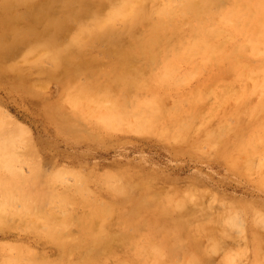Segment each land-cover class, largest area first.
<instances>
[{"label": "rangeland", "instance_id": "1", "mask_svg": "<svg viewBox=\"0 0 264 264\" xmlns=\"http://www.w3.org/2000/svg\"><path fill=\"white\" fill-rule=\"evenodd\" d=\"M2 1H5V0H0V15H1L0 16V18H1L0 19V21H1L0 22V41L1 42H2V40H1L2 37L3 36H6L7 31H12L13 32L14 29L12 28L13 30L12 29L10 30L9 28H11V26L14 27L16 25L15 23L18 21V18H15L17 20L14 21V19H13L14 17H12L15 14L10 15V13H9V5L11 3L14 4V0H10L11 3L8 4L7 6H6L5 3H3V5H2ZM23 1H24V3H23V5H24L25 4V0H23ZM23 1L16 0L15 1L16 2L15 3L16 5L15 4H14V6H11L10 5L11 6L10 9L13 10V12H11V14L14 13L15 11H18V12L23 11L24 8H26L25 5H28V1H30V0H28L26 2L27 4H25L24 6L21 4ZM35 1L36 2L33 3L34 4L33 7L35 6V4L37 6L39 4L38 7L42 6L40 4V0H39V3H38V0H35ZM55 1H57V0H54L53 3L56 4V5H53L52 4V0H42V2H46V3H43V6L45 5V7H42L44 9L43 14L45 13L43 15L44 17L46 15L48 17V14H51V15H54V14L56 15L57 13L59 14V12L54 13V11H57V10L59 11V10H62L64 8L63 5H62V0H59L57 3H55ZM150 1L152 2V4H151ZM150 1L149 0L146 1L148 7H150V6L151 7H155L156 5L159 6V4L161 5L164 2L163 0H150ZM161 1H163V2H161ZM7 2L9 3V1H7ZM32 2H34V1L31 0L30 3L32 4ZM156 2H157V4H155V6H152L153 3H156ZM48 3H49V5H48ZM60 3H61L62 6H60ZM88 3H90V1ZM28 6H30V5H28ZM106 6H108L106 2L104 4H102V11L104 13H105L104 10L106 8H108ZM12 7H14L16 10H14V8H12ZM30 7H32V6H30ZM60 7H61V9H60ZM103 7L105 8L104 10H103ZM42 8L40 7L41 10H43ZM29 9H30L29 11L32 10V12L26 11V12H28V15H27L28 18H26L25 20H29L30 23H31V25L34 26L33 24H35V23L33 21L37 18L36 16H38V18L40 16V18H41L42 17V13L40 12V10L38 8L37 9L39 11H36L37 9L35 7L33 9H31V8H29ZM34 9H36L35 11L37 13L39 12L40 15L33 14L34 13V11H33ZM46 9H48L47 10L48 12L45 11ZM26 10H28V8ZM69 11H70V9H69ZM6 15H9V16L6 17ZM32 15H34L36 18L34 17L35 18L34 19ZM2 16H5V18H3ZM29 16H31V17H29ZM44 17H42V19H44ZM10 18L13 21H11ZM42 19H38V22H39V20L41 21L40 23L36 22V20H35V22L37 23V25L38 24H41L43 26L40 25L41 27L38 26L36 28L34 26V28H32L33 30L31 31V33L35 32L36 34L38 33L37 35H39L38 30L40 28L41 29L40 30V32H41L40 34H41V36L44 37L43 39L46 38L44 35L49 36V34H51L52 32L53 33L55 32V34L58 33L57 34V37H58V35L61 34L62 36H60V37H62V39H60V37H58V39H59V41L62 40V41H60L62 43H59V41L56 39V35H54L55 36V41L52 42V44H55V46L58 45L57 48H59V49H61V45L63 43L65 44V42H68L69 41L67 39L64 41V39L69 36L70 38L69 37L68 38L71 39L72 44L74 45V47H73L72 44H70L71 43V41H70V43L68 42L69 44L67 43L68 46L70 45V47H67V48H71L72 47L71 52H76L78 50V52H76L77 54H79V52H81V51H79V48L80 47L78 48V46H75V45H77V43L76 44L73 43V40H72L73 37L70 36L71 34H73L72 32L75 33L77 31L75 29L77 25L74 22H72V23L67 22L68 23V26L67 27L65 26V28H64V30L66 29V31L64 32L62 30L63 28L60 27L59 30H62V32L61 31L58 32L55 26H54L55 28L53 27L54 30L52 29V25H51V29L48 30L50 28V26H49L50 24L47 25V22L46 21H44V22L46 23L47 27H49V28L43 29V28H45L46 25H45V23L42 22ZM46 20H47V18H46ZM12 22H13V24L11 25L10 23H12ZM117 23L120 26V27L119 26H117V27H119L118 28L119 31H120V28H121V32L116 31L117 27H115L116 28V29H114L115 32L114 31L113 32L115 34H116V32H117V34H120L121 33V36L119 35L120 38H121L120 40H115L114 39V37H116L117 34L116 35L115 34L114 35L112 34V37L108 38L109 40L108 39L105 40V38H100V39H104V41L101 40L99 44H98V42H96V45H94L95 47L94 46L89 47V49L86 50L87 52L83 49L86 53L84 52L85 55H84V53L83 54L80 53V54H82V56L80 55L81 56L80 58L84 57V59L83 58L82 59H79V60L67 59L64 62H62V64H60V66L58 65L57 67L54 66L55 64L52 61H50L49 59H48L49 62L47 60H44V58L42 60H39L40 57H41V55H42L41 54V51L42 52H45L44 45H41L42 43L41 44L39 43L42 40V39H40L41 37L39 38V40L37 38L35 39V37L37 35L34 36V34H33L34 38L32 36H30V37H32L34 40L33 39L31 40V38L28 37L29 36V33H28L26 35L27 37L24 38L23 41L22 40L19 41L21 35L19 36V38L17 36L18 40L15 41L14 38L16 37L15 34H17V33H15L16 31L14 33H12V34L10 32L9 35H7L6 37H3L5 39H3L4 40L3 43L0 44L1 48H2V46H4V44L7 43L6 39L10 43L14 39L15 43L16 42L17 43L19 42L18 43L19 45L16 43L17 45L15 44L13 46L14 41H13V43H11L12 45L8 42L7 44H10V45H7L6 44L5 45L6 50H4V47H3V49H2L3 50L2 51L3 53L0 52V53H2L0 55V107H1L0 108V114H1V111L2 110L4 112L6 111L5 114L2 113L0 115V126L3 127L5 125H7V127L5 126L6 128L3 127L7 131L5 133L4 138H3V136H2V139L0 138L1 139V142L0 143L1 144H2V142L9 143L11 140H12L11 141L12 143L13 142H16V141L20 143V144L18 143L19 144V147H17L18 146L17 142L16 143H13V144H16V149L20 153H18L17 151L15 152V150H16L15 147L13 148V150H11L12 149V145H11V148H9L10 149V153H13L14 152L15 155L18 153L16 155V157L18 156V158H16L14 160V162H16L17 160L19 161V158L21 156H23V152H24V155L28 154L29 152L32 155V152L34 150L37 151L38 156H36V158L37 157L40 158V159H37V161L40 160L39 163L37 164V165H39V166H37V170L34 167H32V165H31V164L34 165L36 163H33L32 160H34L33 159L34 156L32 157L31 155H29L30 154L29 153L26 156H30V157H25L24 156V158L27 159V160L25 159L27 162H30L31 161L30 163L25 164V160H23L24 158L21 157L20 158V161L23 160L22 163L19 162L18 164H16L17 166L18 165L19 166L22 165L21 168L19 166H18L19 168H17L19 170L20 169L21 170L23 169L22 172H20V171L19 172L21 174H24L23 176L27 177V179H28L29 176H30V178L34 176L33 174H35V172H34V170H32L34 168L35 171H38V173L36 172L37 174H36V176H34L33 182L35 181L37 183V181L38 180H41V179H42L41 183L43 181H45L44 184L42 183L40 185L42 186V188L44 187L45 189H47L49 187V189L51 190V191L49 190V193L52 192L54 190V188H55V190L53 191V193L54 192H57V194H60L59 192L61 191V189L64 190L63 188L65 187V190H64V192H62V194L67 193V195L69 194L71 197L73 196L74 199H77V200H76V202H73V204L69 203V205L67 206L68 207L67 210L69 212V215L71 216V214H72V216H71V219L72 220L64 228V232H63L64 237H62V239H61L62 242H61L60 239H59V241H57L58 239L52 238L49 235L47 236V232L44 229V228H47V227H46L45 222L42 221L43 219L32 220L31 216L28 213L26 214V211L24 209L22 210V208H24V207L21 206L22 204H21L20 201L18 203L20 204L21 210L19 209L20 207L18 208V205L19 204H17V202L15 203V206H13L14 205L13 204L10 207H6L7 209L4 208L5 213L6 212L7 213H6V216H4L3 219H0V255L2 257H5V258H6V256L9 257V258H13L14 256H11V255L18 249V246L17 245H19L20 246L19 247L20 250H17L18 251L17 252L18 254L19 253L21 254L22 253L21 250L22 249H25V248L26 249L25 250H22V251H24L26 254L29 251L30 252L31 251L35 252V250H37L36 251L37 253L35 252L36 254L32 252L33 253V256L31 255L30 252L27 255L24 252L21 254V255L26 256L25 259H24L25 263L28 262V261H30V262H28V264L29 263H31V264H38V263H35V262L38 261L39 259L37 260V258H40V257L43 258V259L46 258L47 260L45 259V261H44L43 259L40 258L39 264H40L41 261H44V262H41V264L47 263L46 261H48L50 259H52V261L55 260L56 263L59 260L58 263H60V264H70V263L72 264L75 260H76L75 262L80 261L81 264H82L83 260H86V258L89 259L90 256H91L90 257V261L91 260H93V261L90 262L88 260V263L89 264H97L99 262L101 264H106V263L107 264H112V263H115L114 262L115 259L117 261L116 264L118 263V261H119V264L120 263L122 264L123 262H124V264H126V263H129V264H147V263L148 264H166V263L172 264V262H173V264H174V262H175V264H180L182 262L181 260H183V258H182L183 251L189 252L188 250H190V254L187 253L190 256L189 255H186L187 257L185 256L186 257L185 259H186L187 263H185L186 261L183 260V263L184 264H191L190 261L193 260V258H191V256L194 257L193 254H196V257H194V260H196L197 259V256H199L197 260H199V258L202 259L203 260V264H206V262H204V261H207L208 264H236L235 261L238 262V264H253V263L254 264H257L258 260L259 261L261 260L262 264H264V226L261 225L263 223V221H264V217H263L264 216L263 215L264 214V176H262V174L264 173V166L262 167V165H264L263 164L264 154H261V153H264V152H262L264 150L261 151V148H264V147H261L263 144L261 146H259V147H261L260 149H257V148H259V147H257L256 148L257 151H253V155L249 152V156H248L249 158H245L244 157L245 155L243 154L244 151L243 152L241 151L242 152L241 154H243V155H241L242 157L240 156L241 157L240 159L238 157L240 155L239 154L240 151H237L235 149L236 147H234L235 146L234 144L236 143V141L238 140V138L240 136L244 135L243 133H245L246 132V129L248 128V126L246 127L245 124L248 125L247 123H249V121L251 120L245 114H243V115H245V118L246 119L248 118L249 121L248 120L242 121L243 120L242 119L243 118L242 112L245 110L242 104H244V106H245L246 103H247L248 104L247 107L248 106H251V105H249V104H251L250 102L254 103L256 99H259V96H258L259 94L257 95V93H255V94L251 95L252 97L250 96V100H246L244 103L239 104L238 106L241 105L240 107H237L236 106L237 108H239V110L242 109L241 107H243V111L240 110V114H239L240 115L239 117L241 119L239 117H237V115H235V114H232V115L230 114V116L227 114L228 115L227 117H229V119H228L226 117V112L227 111L222 113L221 110H223L224 108H226V110L228 109L227 106H225L226 104L228 105V107H229V104L235 107V103L232 102V101H230L229 103L228 102H225V103L222 102L223 103L222 104L220 102V104H222V107H220L221 110L217 109L220 106L219 104H215L214 105V103L220 101L218 99L219 97H217L216 95L220 91H222V88L223 87H221V85L223 86V84H224L223 82L225 81L224 79L226 77L225 75L228 74V72H229L228 75H230L231 78L229 76H227L226 79L229 77L228 80L234 81L233 80L234 78L232 77L233 75L231 74L232 72H230L229 68H228V70H226V67L229 66L228 62H224L221 65V67L218 66V69H219L218 70V69H216L217 68V65H215V61L213 63L211 62L210 64H208V66H206L207 63H204L203 60H200V62L198 61V64H197L196 63L197 62L196 60H198L199 58H197L195 61L193 60V63H192V61L189 62V60L187 61L188 63H186L184 60H182L183 62L180 61V60H178V62H176L177 59H176L175 55L174 56H172V55H169L168 56V53L165 51L167 53V56L168 57H166L165 61H163V60H162V62H161V60L158 61L161 64L157 63L158 64V65L156 64L157 67L154 64V67L155 68L152 66V64L149 67L147 65L148 63H146L145 60L143 61V63H142V61H139V63L140 64H143L144 69H147L149 67L148 70H147V72L145 74H143V75H144L145 79L149 77L148 80H150V79H153L152 78L153 77V74L155 75L157 72H159V74H161L162 68L163 67L165 68V64H166L165 62L167 61L168 58H169L168 61L170 59H171L170 61H173L174 59H176V60H174L175 62H172V67H173V65H176L177 64L176 65V71H174V73H175L174 78L172 76L174 73L171 74V77L173 79L170 78L171 79L170 81H172L173 83L172 82H167V81H169V79H166L167 81L166 80L164 81V79H162V80H159V82L154 80L155 82L153 84V88L152 89L148 88L147 90L145 89L146 90L145 92H146V94L148 93L147 95L149 97H146V95H144L145 93H144L143 89H141L139 92L137 91V95L139 96L140 93L141 94L143 93L142 95L144 97H140L139 96L140 99H141V101H144L145 98H147V99L151 98L153 100L156 96H159L160 95V99L161 98H164V100H165V102H163V104L165 103V106H162L163 104H161L162 102L160 101L159 102V106H161V107L159 108V106H158L159 110H158V108L155 110L156 114L159 116L160 109L162 107H167L166 110H170L168 108H171V110L168 113H170V114L172 113V115L169 116L168 113H165V119H162L164 117V115H163L164 114V111L166 112V110H162L161 111V115H160V116H162L161 119L159 118L160 117L159 116V117H157V118H155L153 120H151V118H149L150 119L149 120V119H146L144 117V115H142V118L145 120L144 121L142 118H140L141 114H139V112L137 114V111H136L137 109L136 110L133 109L135 113L133 112V114H129L128 117L129 118H133V119L135 118L137 120L142 119V121H144L145 123H143V122H141V123H143L145 125H142L140 123L141 124V126H140V124L138 122L137 123L139 125L138 124H135L136 123L135 122V119H134V122H135L134 123V122H131L132 121L131 119L128 120V117H125L122 120L117 121L118 123L117 122L114 123L113 127L116 126L115 129L112 128V127L110 128V126H112V124L110 126H108V125L106 126L105 122L98 115H97L98 117L97 116L96 117H93L95 115H90V114H88V116H87V114L85 113L84 110H83L84 111L83 112L82 110H78V108L76 109L75 108L76 106L70 101L71 100V97H67L68 93H66V94L64 93L63 94V92H64V88L66 86V83L73 82V81H74L73 83H75V81H78L76 83H79L80 80L82 81L84 79L83 81H85L87 79L94 78L95 76L100 75V72L102 70L104 71V69H106L107 66L113 64L115 61H119L117 59V57H116L117 54L116 55L113 54V53H116V49H117L118 52L121 51L120 48L122 47V44H125L127 46V44L130 43V39L132 40L133 37L137 36L138 34H142L141 32L144 31L143 30L144 29V25H142V24H136V26L139 25V27L138 26L137 27L135 26V28L133 27L134 28L133 31H134V33H136V30H139V31H137L138 34L135 35L132 32V34L135 35V36L132 35L131 37H129L127 34H123L125 31H123V28H122L123 27V24H122V22L121 21H117L116 24ZM17 24H18V22H17ZM186 24H187V22L184 23V25H185V26L183 25L184 27L183 26L181 27L182 28L181 31H182V34L184 36L186 35L185 36L186 37L185 39H187V41H188L190 36H187V35H189V32H190V25H186ZM9 25H10V27H8ZM18 25L20 26V28H23V27H21L22 25H20V24H18ZM18 25H16V26H18ZM139 28H141V29H139ZM36 29H38V30H36ZM42 29H43V31L46 30V32H43ZM73 29H75V30H73ZM51 30H53V31L51 32ZM141 30H143V31H141ZM4 31H6V32H4ZM49 31H50V33H49ZM183 31H186V32H183ZM10 35H12V36H10ZM73 36H75V34H73ZM122 36L123 37H126L125 38L126 42L123 40V37ZM173 37H175V36H173ZM29 38H30V42H29ZM112 38L115 40L114 43H116V44H114V45H116V46H117V43L120 44L121 41L122 42L124 41L123 43H121V46L119 47V49L117 47H115V46L112 45V43H113L112 42V40H113ZM25 39H27L28 41L26 40V42H25ZM35 40H38V41H36V42H38V45L37 46H36V43L34 42ZM240 40H241V38H237L235 41L233 40L232 43L231 44L229 43V44L230 45H232L234 43L236 44V42H238V41L240 42ZM56 41H58L57 44H56ZM102 41H103V43H105V45H106V42L107 41L108 42L110 41L109 42L110 44L107 43L108 45H106V46L108 47V50L111 51V52H109L111 54H108L107 53L108 52L107 49H105V51L103 50V48L105 46L102 43ZM21 42H23V43H21ZM27 42L29 44H31L32 46H34L33 44L35 43V47L34 48H37L40 45H41V47L43 46L44 48L39 47L40 49H37V51H36L37 53H36L35 52V49L34 48H31L32 47L31 45L28 46V43ZM172 43H176V38H171V44H170V47L168 49L169 51H171L170 48L172 49V51L170 52V54H172V53L174 54V52H173V48L174 47L172 46L173 45ZM229 44L227 42H224V45L225 46L226 45L227 46H230ZM55 46H53V47H55ZM101 46H104V47H101ZM126 46L123 45L122 48H124ZM76 47H77V49H74ZM1 48H0V50H1ZM27 48H29V49H27ZM26 49H27V51H26ZM113 49H115V50H113ZM65 50L63 52H65ZM73 50H75V51H73ZM106 50H107V52H106ZM33 51L35 53H32ZM113 51H115V52H113ZM23 52L27 53V54L24 53L25 54V57H24L25 60L22 59L23 56H24L23 55ZM29 52H30V54H33V55H30L29 54L30 55L29 56L28 55ZM87 54L89 56H87ZM91 54H92V56H93V54H96L95 56H97V55H99V56L92 58L90 56ZM119 54H121V52H119ZM17 56H18V58H17ZM19 56H22V57L19 58ZM36 56L39 57V58H37ZM86 56H87V58L89 57L90 59L85 58ZM32 57H36V58L33 59ZM255 58H257V57H255ZM255 58L252 57L251 58V61L254 62V63H258L259 62V59L255 60ZM26 59L28 61H29V59L31 60L29 62L27 61L28 63L26 62L29 65V68H31L30 69L31 71H28L29 68L28 69H24L27 66V64L24 65V62L26 61ZM92 59L95 60V61H92ZM18 60H19V62L21 61L20 63L23 64L22 66H20V63L18 62ZM201 61H202V65H199V63L201 64ZM211 61H213V60H211ZM35 62H43V64H41V66L39 67L40 64H37ZM92 62H94V63H92ZM13 63H15V64H13ZM31 64H32V66H31ZM76 64H77V66H76ZM193 64L196 66V68H199V66H201V69L202 70L206 66V68L204 69L205 71L203 70V73L201 72V74L199 75V72L201 71V69L199 68L200 71H196L198 69H196ZM90 65L91 66L93 65V66L91 67ZM99 65H100V68H99ZM145 65H147L148 67L146 66V68H145ZM7 66H8V68H7ZM18 66L23 67V68H21V69L19 68V70H18V68H17ZM73 66H74V68H73ZM211 66H212V68L210 69ZM215 66H216V68H215ZM75 67H77V69ZM177 67H178L179 70L177 69ZM15 68H17V70H16V71H18L17 73L14 70ZM63 68H64L65 71H63ZM152 68H154L153 70L155 72L152 70ZM164 68H163V70H164ZM194 68H195V70H194ZM209 69L210 70L213 69L212 71L215 70L213 72V74L211 73L212 71H210ZM13 70H14V72H13ZM20 70H22V71H20ZM149 70L151 72H153L152 75L151 74L149 75V72H148ZM191 70L193 72H190ZM32 71H33L34 74L31 73ZM55 71H56V73H55ZM71 71H72L73 74L70 73ZM80 71H82V72H80ZM103 71L101 73H103ZM184 71H185L186 74L183 73ZM26 72H28V73H26ZM176 72H177L178 75L176 74ZM218 72H220V73L218 74ZM26 74H28L29 76L26 75ZM146 74H148V76ZM69 75L72 76V77H70ZM181 75H183L184 79L181 80V81H179L178 78L181 77ZM185 75H187L188 78H185L186 77ZM192 75L193 76L196 75L195 78H193ZM218 75L219 76L222 75L224 77V79H223V77H221V79L217 80V82L220 81V83H223V84H220L219 83L217 85V84H214L213 83V82H216V81H213V80H215V78ZM20 76L22 78H20ZM89 76H91V77H89ZM74 77L77 80H75ZM169 77H170V75H169ZM211 77L213 79L212 80H209L210 83H211V85H210L209 81H206V80H208V78L211 79ZM218 77H217V79H218ZM182 78H180V79H182ZM71 79H72V81H71ZM176 79H178V80H176ZM188 79L190 80L189 82H188ZM175 80L178 81L179 83H177ZM164 82L165 83H168L169 85L168 84H165ZM181 82H184V83H182L184 85H177V84H181ZM227 82H230V81H226L225 84H227ZM208 83H209V86L212 87L210 90H207L208 88H207L206 85H208ZM213 84L215 86H213ZM238 84L239 83H236L235 88H237L239 86ZM175 85H177V86H175ZM164 86H166V87H164ZM169 86H172V87H169ZM196 86L199 87L200 89L197 88ZM204 87H205V89H204ZM218 87L221 89L220 91H218L219 90ZM74 88L75 87H73L71 89H74ZM158 88L160 89V91H159ZM68 89H66V91L69 92V95L68 96L72 95V93L74 94V90H71V92L73 91L71 93L70 92V88H68ZM163 89H164V91H163ZM203 89L206 90V91H204ZM131 90L133 92L135 91L133 88ZM151 90H155L156 96H154L155 95L154 94V91L152 92ZM181 90H183L184 93ZM192 90H195L196 92L197 91H200L199 93H201L203 95H204V93L207 94V91H208L207 99L205 100L206 102L203 101V104L207 105V103H208L207 100H210L211 101L210 104L212 105V108L210 109L209 106H204L202 104V101L201 100H198L199 97H200L199 99L202 98V96H199V97L197 96L198 92L195 95H194V93H193V95L190 94ZM29 91H30V93H29ZM215 91H218V92H215ZM150 92H152L153 94L151 93V95H150ZM159 92H161L163 94H161ZM170 93H172V94H170ZM187 93H188V95H187ZM167 94L169 96H167ZM220 94H221V92L218 94V96ZM64 95L67 97L66 99H64L65 98ZM174 95L176 96V99L181 97V99H179V101L177 100L180 104L182 103L181 105H179V104L177 106L175 105L177 102L174 100V98H175ZM189 95H191V96H189ZM213 95H214V97H213ZM195 96H197V99H196ZM182 97L183 98H188V100L185 99V101H187V102L184 103V101H183L184 99H182ZM204 97H206V95H204ZM68 98H69V101L70 102L68 101ZM165 98L166 99L168 98V100H166ZM192 98H194V99H192ZM213 98L214 99L216 98L218 100L215 99V101L212 102ZM62 99H64V100H62ZM190 99H192V100L189 101ZM203 99L204 98H202V100ZM154 100L159 101V97H156ZM253 100H254V102H253ZM141 101H140V104H142ZM192 102H194V103L196 102V105L194 106V103H193V105H191V107H189V110H188V108H187L188 106L187 105L190 106V104H192ZM233 103H234V105H233ZM256 103H257V100H256ZM201 104H202V106H200ZM91 105H94V104L92 103ZM197 105H199V106L196 107ZM217 105H219V106L217 107ZM92 107L94 108V107H97V106H92ZM92 107H91V110H93ZM192 107H194V109L195 108H197V109L194 110ZM129 108H131V106ZM198 108H199V110L203 108V112H205V111L207 112L205 115L202 113L206 117V119H207V117L209 115V111H208V109H209L210 110V115L212 113V118L210 117V115H209V117L211 118V121H215V122L214 123L213 122H210L211 124L213 123L212 125L207 124L208 123V119L207 120L205 118L202 119L203 118V115L200 113L202 111L201 110L198 111ZM230 108L232 109L233 107H230ZM163 109H165V108H163ZM175 109L178 110V111L180 110L179 113H177V114H180L179 117L181 119H183L185 122L183 120H181V121H179L181 123L180 124L178 122L179 119H176V121H175V118L176 117H174L175 116L174 114L177 112ZM190 109L193 110V112L192 111L190 112ZM215 109H217L216 111L219 110V112H220V116L221 117H219L218 119H213V112H216V111H214ZM231 109L228 110V113H231V112L234 111V109L233 110H231ZM174 110H175V112H174ZM80 111H82V112L80 113ZM195 111H196V113H195ZM183 112H184V115H181ZM190 113L194 117L193 116H190L191 115ZM199 113L201 114V117L202 118L200 117ZM7 114H8V116H7ZM217 114H219V113L217 112ZM82 115H83L84 118L82 117ZM136 115H137V117H136ZM166 115L168 117H170V118L169 119H168V117L166 118ZM186 115H187V117H186ZM195 115L196 116L198 115L196 117V120H195ZM234 115L239 120H241V121L237 122L236 121V118L234 119V117H235ZM130 116H132V117H130ZM172 116H173V119H172ZM182 116H185L187 118V120H185V117L182 118ZM188 116H190V117L188 118ZM214 116H215V118H217V116L215 115V113H214ZM1 117H4V118L2 119ZM6 117L8 118V120L10 119L12 121L11 122L9 120L11 124L9 123V121L6 120ZM88 117H90L89 120H88ZM263 117H264V112L262 114H260L259 117H257V119L261 120ZM92 118H94V119L92 120ZM126 118H127L128 121L126 120ZM220 118L223 119L222 121H224L226 118H227V120H230V121L233 120V121L232 122H229V121H226L225 120L226 122H222ZM199 119H202V120H199ZM171 120L172 121L174 120L176 122V124L175 123H170ZM197 120H199L200 122L197 121ZM151 121H153V123H156V122L159 121L160 124L159 123L158 124L156 123L157 124V126H156V124L155 125L153 123L151 124ZM203 121H205L207 123H204L203 124ZM235 121H236V123H235ZM246 121H248V122H246ZM4 122L5 123L7 122V124H5ZM123 122H124L123 125L120 124V123H123ZM161 122H163V123L165 122L166 123L165 125H167V127L164 124H162ZM191 122L193 123V126L192 127H191V125H192ZM198 122L201 125V127H199V124L196 125ZM102 123H103V125H102ZM125 123L126 124H129L128 129L125 128L126 127L125 126L126 125ZM130 123H131V125H130ZM185 123H187V124H185ZM223 123L224 124H226V123L227 124L228 123L230 124L231 123L230 125H233V126L236 124V127L237 126L239 127V125H241L238 128V130H240V133L241 134L239 133L238 130L236 131L237 133L235 132L236 133L235 135H233L234 133H231V132H234V131L228 132L229 131L228 129L222 128V126L228 128L227 127V124L226 125H223ZM238 123H239V125H237ZM242 123H243L244 126L242 125ZM15 124H18V126L15 125ZM171 124H174V125H171ZM219 124H222V126L220 125L222 129H219L218 128ZM8 125H9V127H8ZM21 125L23 126V128H22ZM118 125L120 126L119 128L117 127ZM151 125L153 126V129L156 126V128H155V130L153 132L151 131V130H153V129H151L152 128ZM178 125H179V127H178ZM195 125L199 128V132L201 134L204 133L206 135V133L208 134L210 132L209 135L208 136H205V135L202 136L198 132V129H196V126ZM202 125H203V127H202ZM213 125L214 126L216 125V128L214 127V129H216V132L219 131V130L220 131H224L225 130V132H224L225 134L223 133L224 135L223 136H220L222 138L219 137V139H218V137H216L217 136V133H219L221 135L222 132L221 133L220 132H217L216 133L215 130L212 129L213 127H211ZM13 126L16 129H18V130L21 129L20 132L18 133V130L13 129L14 128ZM121 126L124 127V128H121ZM136 126H137V130L140 128V131H141L140 133H139V130L137 131L136 129L135 130L137 132L133 131L132 128L133 127L135 128ZM145 126H146V128H148L147 130H145L146 129V128H144ZM186 126L188 127V129L187 128L183 129ZM1 127H0V130H1ZM17 127H21V128H17ZM130 127H132V128H130ZM141 127H143V129H141ZM177 127H178V129H180V128L183 127L182 130L185 132L183 138H181L182 135L180 134L179 131H176V137L177 138L173 137V135L171 136V133L169 135L167 134L168 131H170V132L172 131V133H173L175 131V129H177ZM236 127H234V128H236ZM242 127L243 128L246 127L245 130L244 129H241ZM7 128H9V129H7ZM24 128L28 132L25 131ZM120 128L121 129H124V130H121ZM157 128H158V132H156ZM167 128H168V131H167ZM11 129H12V131L15 134L13 136L12 135L13 132H11V135L13 137L11 136L12 138L10 137L11 139L8 142V139H9L8 137L10 136L8 130L11 131ZM126 129L129 130V131H126ZM130 129H132V132H130ZM211 129H212V131H210ZM142 130H144V132ZM147 131H149V132H147ZM161 131H162V133H164V135L161 133L162 136H160L161 135L160 134ZM183 131H181V133H183ZM188 131L195 132V135H193L194 136L193 138H192V134H194V133L191 134ZM177 132H179L178 135H177ZM211 132L214 133L216 136L214 134L211 135ZM226 132H228V134ZM197 133H199V134H197ZM185 134H188V138L189 137L190 138L188 139L187 138V135H185ZM219 134H218V136H219ZM231 135H233L235 138L232 137L231 139H229V137ZM166 136L167 137L170 136V137H173V138H170V139L169 138H166L165 139ZM174 136H175V133H174ZM212 136H213V139H212ZM28 137L31 138L30 139L31 141L29 140ZM184 137L188 141L187 140L182 141L184 139ZM223 137L224 138L226 137V138L224 139ZM23 138H26L27 140L26 139H23ZM204 138H205V140H204ZM207 138L208 139L211 138L212 141L210 140L211 141L210 142L209 140H207ZM171 139L172 140L174 139V140L172 141ZM234 139L236 141H234ZM169 140H170L171 143L169 142ZM215 140H217V141L220 142L219 143L220 144V148H219V145L217 144L218 142L216 141L217 142L216 143ZM226 140L227 141L229 140V142L231 141L230 144L231 145L233 144V145L231 146L230 144H228L229 146H227V144H226L227 141ZM23 141H25L26 143H24ZM189 141H190V143H188ZM221 141H222L223 144H221ZM212 142H214V147H213V143ZM232 142H235V143H232ZM200 143L201 144L204 143L203 144L204 146L201 145ZM216 144H217V146H216ZM194 145H196V147ZM197 145H199V147ZM26 146H28V147H26ZM31 147H32V149L34 148V150L30 151L31 150ZM215 147L218 148L217 149L218 151L216 150ZM221 147H223V148H221ZM209 148H210V150H209ZM213 148H215V149H213ZM224 149L226 151L227 150L228 151L227 152L226 151L225 152L223 151L224 153L223 152L221 153V151L224 150ZM230 149H232V150H230ZM22 150H23V152H22ZM258 150H260V152H261L260 154L261 155L258 154ZM232 152H235V153H232ZM230 153H232V154H230ZM255 153H257V155H259V156H257ZM36 154H34V155H36ZM245 154L247 155V153H245ZM254 154L256 155L255 156V160H257V158H258L257 162L255 160H253L254 159ZM19 155H20V157H19ZM219 155H220V157H219ZM233 155H234V157H237V158L234 159ZM252 156H253V158H252ZM242 158L243 159L245 158L244 159L245 162H246L247 159H248V161H251L252 160L251 162H246V163L253 164V165L246 164ZM250 158H252V159L250 160ZM226 159H230V160L231 159L232 160L234 159L235 160V163L236 162L237 163L239 162V165L238 166L236 165L237 163L234 164L238 168L236 166L234 167V165H233L234 161L232 162V161H229L228 160L230 163H232V164H230V163L227 162ZM261 159H262V161H260ZM28 160H30V161H28ZM34 161H36V160H34ZM242 161H243V163H242ZM254 161H255V164H254ZM244 164H246L247 166L249 165V168L244 167L245 166ZM240 165H241L242 168L243 167L246 168L245 169L246 171L244 170V168L242 169L240 167ZM64 167H66V169L68 168L69 170L68 171L65 170V172H64L63 171L65 169ZM59 168H61V169H59ZM62 168H63V170H62ZM72 168H74L75 170L72 169ZM235 168L238 169V171H236ZM38 169H40L41 171L38 170ZM58 169H59V172H61V173L58 172V174L56 173L54 176H53L54 173H51L52 175H50V173H49L50 170H51V172H55V171H58ZM108 169H109V171H110L111 174H112L113 171L115 172V173L113 172L114 174H112V175H115L116 174V176H118V177L120 176L119 178H121L122 181L119 178L117 180L118 181L120 180V183L121 184L118 183L117 181H114V178H116V176L113 177L110 174L108 175V172L109 171L106 172V170H108ZM259 169L262 171V173L259 171ZM30 170L33 172V173L31 172V175H33V176H31V175H28L27 176V174H29ZM44 171H45V174H44ZM71 171H72V173L74 175H77V174H76V172H73V171H77V172H79V175H78L79 177H83L84 176L85 178L84 177L81 178V182H80V178L77 177V178H79V180L77 182H75L76 181L75 178H74L75 176H73L72 173H71L72 175L70 174ZM244 171L246 173H243ZM247 171L249 172V174H248ZM256 171H257V173H256ZM66 172L68 174H65ZM80 172H82L83 174L80 173ZM252 172H254L255 174L252 173ZM60 174H61V176L63 175L62 177H64L65 179L64 178H61L60 177ZM57 175H59L58 177L60 178L61 181H59V179H57L58 178ZM55 176L57 178H54ZM259 176L260 177L262 176L263 178L262 177L260 178ZM38 177H40V179H37ZM52 177H53L54 180H51ZM106 177H109L110 180H111V182L113 181V183H111V182L109 183L108 181H110V180L107 179ZM30 178L28 180H31ZM103 178L104 179L106 178L107 179V182H106V180H104L105 181L104 182L102 180ZM84 179L86 180V182L84 183V181H83V183H82V180H84ZM87 180L89 182H87ZM257 180L258 181L260 180V181L257 182ZM35 182H34V184H36ZM54 182H55V184L57 183V185H55ZM115 182L118 183V184H116ZM125 182H126V184H123ZM46 183H53V184L47 185ZM75 183H78L79 185L78 184H75ZM86 183L87 184L90 183V184L87 185ZM107 183L109 184V187H108V184ZM134 183H135V185H134ZM259 183H261V185H259ZM82 184L83 185H86L87 187L86 186L83 187ZM40 185H38V186H40ZM76 185H78V188H79V191L80 192L77 191V186ZM81 185H82V187H79ZM137 185H138V187H137ZM51 186L53 187V190H52ZM58 186H59V188H58ZM112 186H113V190L111 189ZM148 186H150V187H148ZM85 187H86V189L88 187L91 188V189H93L95 192L93 190L92 191H93V193L95 195L93 193L91 195H88L87 193H89V191H86ZM117 187L120 188L119 191H117L118 190ZM188 187L189 188L191 187L190 190H193V191L195 189V191L194 192L192 191V193H195L196 195L191 193L192 195L189 194L188 197H187L186 195L188 194V192H186V191L188 190L187 189ZM80 188H83V189H80ZM115 189H116V191H114ZM126 189H129V190L127 191ZM81 190H85L86 192L85 191L82 192ZM96 190H98V192ZM182 190H183V192H181ZM120 191L122 193H120ZM128 192H129V194H128ZM172 192H176L175 193L176 196H178L179 198L181 197V199H183V200H181L182 202H180V201H177V202L174 201L176 198L174 199V197H170ZM200 192H203L204 194L203 193H200ZM81 193H83V195ZM84 193H86L87 195L84 194ZM181 193H183V194L185 193L186 195L185 194L184 195L186 196V198ZM80 194L82 195V197L84 199L86 197V200H84L81 197ZM97 194L99 195V197H98ZM215 194L217 195L216 197H215ZM84 195H85V197H84ZM93 195L96 196V197H94L96 199H94V198L92 199V201H94L96 203L95 204L93 202L96 206H97V203L99 205V201H101L100 202V205H103V206H104L103 203L104 202L106 203L108 201L109 203L107 202L106 204H110L109 206L111 207V212L108 214V216H105L104 218H99V217H96L97 219L94 218V222H93V219L90 220L89 218H87V219H89L91 221V222H89L87 219H85L86 218L85 216H84L85 218H83V213L84 212H86V213L90 212V208L89 207H91L90 204H92V202H91L90 199L92 198ZM201 195H205V196H203V199H201L202 198ZM87 196H88V198H87ZM158 196H160L161 198L159 199ZM167 196H169L171 199L173 198L174 199L173 201L176 202V203H174L173 201L171 203V199L168 197L169 198V200H168ZM172 196H175V195L173 194ZM182 196H184V197H182ZM190 196L191 197L194 196V198H191L190 199ZM73 197H72V199H73ZM155 197H157L158 201L157 200H154ZM163 197H164V200L167 198L166 201H168V202H165L163 200L164 201V204H165L164 205L162 203L163 206L165 207L164 209H162L163 206L161 204V202H163L162 201V198ZM184 198L186 200H187V198H189L190 200L188 199V201L185 202ZM211 198H212L213 201L211 200ZM46 199L42 200V201H44L42 203L44 205H41L40 204V209L41 210H44L45 209L46 211H44V212H48V213L54 215L57 219L62 218L63 217V215H62V212L63 211L61 212V210H60V208L62 209V207H61L62 204L60 202L58 204L57 199L56 200L54 199L53 202L54 203L57 202L54 205L52 202H50V201H52V199H50V201L48 199L47 200ZM207 199H208V201H207ZM217 199H219V200H217ZM0 200H2V193L1 192H0ZM83 200H84V203H83ZM95 200H99V201L97 202ZM77 201H78V203L81 201L80 203H83V206H81L82 204L79 203L78 204L79 205V208H77L78 207L77 204H76ZM154 201H156L155 204H154ZM209 201H211V202H209ZM88 202L89 203L91 202V203L89 204ZM178 202L180 203V206L176 205ZM183 202H185V203H183ZM85 203H87V204H85ZM45 204H46V206H45ZM88 204H89V206H88ZM113 204H114V207H113ZM174 204H175V207L177 209L174 208V206H172L173 208L171 207V205H174ZM159 205H161L160 207H162V208H160ZM166 205H168V206H166ZM181 205H183L182 206L183 208L181 207ZM51 206L53 207V209H52ZM80 206L82 207V209H81ZM84 206L85 207L87 206V208H84ZM177 206L179 207V209L181 207V209H180L181 211L180 210L177 211L178 210V207ZM166 207H167V209H166ZM168 207L171 208V209H176V210H173V212H172V210H170V209L168 210ZM233 207L234 208L236 207V209H234ZM0 208H2V210H3V207H0ZM15 208L18 210V212H17V210ZM71 208H72V210L70 212V209ZM88 208H89V210H88ZM159 208L162 209L161 211H162L163 214H160L159 213V211H160ZM113 209H114V212H113ZM128 209H129V211H128ZM165 209L167 210L168 213L169 212H171V213H169V214H167V212L164 213V210ZM2 210L0 209V211H2ZM9 210L10 211H13V212L11 213V212H9ZM83 210H84V212H82ZM235 210L237 211V213H235L236 212ZM19 211H22V212L19 213ZM23 211H24L25 214L23 213ZM256 211L257 212H261V213L263 212V213L262 214H259L258 213V215L256 214V216H253L254 215V212H256ZM133 212H134V214H133ZM230 212H233V214L231 213L232 215H230ZM8 213L9 214L11 213V215L10 216H7V215H9ZM129 214L132 217H129ZM179 214H180V216H179ZM24 215H26V216H24ZM229 215L232 216L233 222H235L236 225L238 224L239 227L236 226V225H234V223H232V220H229L228 221V219L230 217ZM233 215H235L234 218H236V220H238L239 222L236 223V220L233 218ZM121 216H123L125 218L123 219V217H121ZM252 216L255 217V218L258 217V216L260 218V216H261L262 217L261 218L262 220L260 219V221H262V222L259 223V221H258L259 224L256 223L257 225H255V222H254L255 219H253ZM79 217H81V218H79ZM128 217H129V219H128ZM10 218H12V219H10ZM28 218H30V220ZM160 218H162V219H160ZM159 219H160V221H159ZM220 219H221V221H220ZM222 219H224L225 223H224V221ZM230 219H231V217H230ZM37 220L38 221L40 220V222H37ZM126 220L127 221L129 220V221L127 222ZM257 220H259V219L257 218ZM3 221H4V224H7V223L8 224L5 225V226H3ZM29 221L31 223L34 222V224L37 223L36 224V226H37L36 229L34 227L35 225H33V227H31L32 225H31V223H29ZM41 221H42V224H41ZM156 221L157 222L159 221V222L162 223V224H160L161 227H159V228L163 229V231L160 229L161 230V233H160L161 234V237L158 234L159 233V228L157 226L159 224L157 225ZM162 221L164 222V227H167V228H162V225H163V222ZM171 221H173V222H171ZM180 221L182 223H180ZM219 221H220V223L222 222L223 225H222V223L220 224ZM230 221H231V224H230ZM85 223H87V224L84 225ZM128 223H131V224H128ZM239 223H242L243 226H242V224H239ZM167 225L170 228H175L176 227L177 230L179 231V233H181L180 234V237H179L180 240H178V239L177 240L179 242H181V243L184 240L183 243H186V244H180V243L176 242L177 240L175 241V243H178V245L179 244L182 245V248H181L182 250H180V248H177L180 245L177 246V244H175L174 241L171 242L172 239L170 238V236L173 235L174 233L175 234L177 233L176 229H175V231L174 230L170 231L171 229L169 230V228H168ZM200 225L201 226L203 225L204 228L202 229V227ZM221 225H222V228H221ZM258 225H260V226H258ZM84 226H87V227H84ZM155 226H156V228H155ZM172 226H174V227H172ZM198 226L201 227L200 230H199ZM248 226H249V228H248ZM241 227H242L243 230L241 229ZM39 228H41L40 231L38 230ZM88 228H93L94 229V230L92 229V232L94 231L93 233L95 234V236H93L92 233L90 234V232L88 231L90 229H88ZM100 228H102V229H100ZM196 228H198V229H196ZM239 228L241 229V231L239 230ZM34 229L37 230V231L35 232ZM99 229L101 230L100 232L102 234L105 231V234H103L104 237H103V235L97 236L98 234H101L99 231H96V230H99ZM104 229H107V232L110 233V234H108L106 232V230H104ZM155 229H156V231H158L157 233H156V231H154ZM167 229L170 232H168V231L166 232L165 230H167ZM43 230H44V232H43ZM102 230H103V232H102ZM150 230L153 233H150L151 235L150 234L148 235V233L151 232ZM196 230L197 231L199 230V231L196 232ZM47 231H48V228H47ZM239 231L242 232V233L239 234ZM244 231L245 232L248 231V233L249 232L250 233L248 234L246 232L247 234L245 233V235H247V236L243 237L244 236L243 235ZM256 232H257V236L255 234ZM170 233H172V234H170ZM189 233L192 234V235H190ZM67 234H69V235L71 234L69 236V238L72 237V240H70L68 238V236H67V238L69 240L66 238V235ZM153 234L155 236L156 235L159 236V237L157 236L158 238L155 237L156 239H158V241L156 240L157 242L155 241V238H154V241L151 242V240H152L151 238L154 237ZM175 234H174V237L177 236ZM196 234H197V236H196ZM211 234H213V235L210 236ZM217 234H218V236L219 235H223L221 237L219 236V240H220V238L221 239H224V243H223L224 244V247L221 244V242H223V241L220 242L218 240L220 243L219 242H218V244L216 243L217 242L216 240L218 239L217 238L218 237ZM238 234H239V236L241 235L243 238H246L247 245L246 244H243L244 243L243 240H242L243 238L241 239V236L239 238ZM79 235H80V238H79ZM145 236L147 238H145ZM213 236L216 237V238L214 239ZM253 236L256 238V240H255V238ZM258 236H260L261 239L258 238ZM188 237H189V239H188ZM209 237H210V239L211 238L214 239V240L211 239L213 242H211V240L209 239ZM49 238H51V239L48 241L47 239H49ZM64 238H66V243H71V241L74 242L78 238V243L80 242V244L73 243V245L70 244L71 245L70 246V245H68V244H66L64 242ZM73 238H75V239H73ZM81 238L84 241L88 242V243L86 244L83 241L81 242L80 241V240H82ZM164 238H166V239L168 238L169 241L167 239V241H168L167 243H164L166 241L162 242ZM172 238H173V236H172ZM257 238L260 239L261 241L258 240ZM145 239L146 240L149 239V241L151 242L152 246H149L148 245L149 247L152 248L155 244L157 245V246L155 245L154 249L152 248L153 250L151 249L152 251L149 249V252H147V254H146V252L144 253V250L143 249H145V251H147L148 246H147V248H145V247H146L147 244H150V243L148 241L144 243V240ZM175 239L176 238H174V240ZM236 239H238L239 241L240 240H242V241H240V242L238 241L237 242ZM52 241H53V243H52ZM67 241H69V242H67ZM137 241H141L140 243L143 242L145 247H143V243L140 245V243L137 242ZM31 242H33V243H31ZM56 242L58 244H56ZM89 242H90V244H89ZM161 242H162V244L160 246L159 244ZM207 242H211V244L209 243L210 245L209 244L207 245ZM1 243L2 244L3 243H7L8 246H12L13 244L11 245V243H14L17 248L14 247V246L13 247H9V249H10V251H9L8 246L7 245H2ZM8 243H10V245ZM63 243H65L67 246L64 245ZM82 243H84V244H82ZM135 243H139L138 245L137 244L136 245L137 246H140L141 248L143 247L142 248L143 252H142V250L140 252V249L141 248L139 250H138V248H136L137 246H135ZM170 243H174L177 247H175L174 244H170ZM212 243H215V245H213ZM238 243L240 244V246L246 245L245 248H247L246 249L247 251L243 247L241 248L239 245L237 246ZM257 243H259V245H260L259 248H257V246H258ZM187 244H190L189 246L190 247L192 246V247L189 248L188 246H186V248H189V249L183 248V246H185ZM79 245L81 246V248L79 247ZM84 245H85V247H84ZM163 245H164L165 248L162 247ZM168 245L169 246H172V247L169 248ZM72 246L74 247V249H73ZM158 246H160L162 248H159ZM205 246L207 247V251H208V249H210V247L213 246V249H214L215 252L211 248L209 251L212 250L214 253H211L209 251L208 252L206 251L208 254H210L208 256V254L206 253L207 254L206 255L204 253L205 252L204 250L206 248ZM214 246L217 247V248H214ZM101 247H102V249H101ZM195 247H197V248L196 249H192V248H195ZM237 247H238V249H236ZM254 247L256 249H260L261 252H259V251L257 252ZM92 249H94V250L96 249L95 252H97L96 253L98 255L97 257L100 258V259H97L96 256L94 257L95 252ZM170 249H171L172 252L170 251V253H169V250ZM183 249H185V250H183ZM215 249H217L218 251L215 250ZM234 249H236L237 251L234 250ZM11 250L12 251L15 250V251L11 252ZM75 250L76 251H79L80 250L81 252H76L75 253ZM193 250H195V251H193ZM196 250L199 252V254H197ZM238 250H240L241 252L239 253ZM72 251H74V253H72ZM112 251H114V253ZM136 251H139V252H136ZM150 251H151V253H150ZM166 251H168L169 255L167 254ZM191 251H193L192 252L193 254L191 253ZM244 251L246 253L247 252H250V254L247 256L248 253L245 255L243 253ZM255 251L257 252V254H258L259 258H260L258 260H256L258 257L256 258V254H255L256 252ZM90 252H92L93 254L90 253ZM152 252H153V254H152ZM185 252H184V254H186ZM226 252H227V254H226ZM17 253L14 254L15 257L18 255ZM89 253H90V255H89ZM138 253H140L139 256H138ZM143 253H144V255H147V256H143V258H142L141 256L143 255ZM148 253L149 254H152V256H151L152 258H151L150 262H148L149 261L148 258L150 257V255ZM161 253H164V254H161ZM259 253H261V254H259ZM7 254H9L10 256L7 255ZM38 254L40 255L39 257L37 256ZM86 254H87V256H86ZM109 254H111V255H109ZM112 254H114V255L116 254V256H118V255H120V256H118V257L115 256L113 258L114 255H112ZM203 254H204L205 257L203 256ZM28 255L30 257H27ZM148 255H149V257H148ZM157 255H158V257L162 261L163 260L164 261L163 262H160L159 261L160 263H158L157 260L159 258L157 257ZM225 255L229 256V258H226L227 256H225ZM240 255H241V257L243 255L245 256V257L244 256L242 257L243 260L241 259ZM1 256H0V259L3 260L2 261V263H3L4 262V258H1ZM111 256H112V258H110ZM224 256H225V261L223 259ZM246 256H247V258H246ZM33 257H35V258H33ZM55 257H56V259H55ZM70 257H72V258H70ZM74 257H76V258L78 257L77 259H79V260H77ZM84 257H85V259H82ZM92 257H93V259H92ZM102 257H104V258H102ZM105 257H107L108 259H106ZM119 257L121 258V260H122V257H123V259L125 261H128V262L125 263L124 260H122V262H121L120 259H117ZM126 257L128 258V260H127ZM146 257H147V259H145ZM235 257H237L236 260L234 259ZM253 257H254L255 260L253 259ZM65 258L66 259L68 258V260H67L68 262L66 261ZM94 258H95V260L96 259L97 260L95 261ZM26 259H28V260L26 261ZM103 259H104V261H103ZM142 259L145 260V261H143ZM5 260H7V258ZM32 260H35V261L32 263ZM98 260H99V262H98ZM110 260L113 261V262H111ZM202 260H200V261L202 262ZM239 260H241V261H239ZM223 261H224V263H221ZM55 262L53 261V262H50L49 264H52V263H55ZM84 262H83V264H85V263L88 264L87 261L85 263ZM154 262H156V263H154ZM6 263H7V261H5L3 264H6ZM23 263L24 262L22 260V263L21 264H23ZM7 264H10V263H7ZM199 264H201V263L199 262ZM258 264H261V263H258Z\"/></svg>", "mask_w": 264, "mask_h": 264}, {"label": "bare ground", "instance_id": "2", "mask_svg": "<svg viewBox=\"0 0 264 264\" xmlns=\"http://www.w3.org/2000/svg\"><path fill=\"white\" fill-rule=\"evenodd\" d=\"M7 1H9V3L7 2ZM16 0H14V4L16 3L15 2ZM20 1V0H19ZM21 1H23V0H21ZM28 0H25V4H27L26 2H27ZM34 2H32V4L30 3L31 2V0L30 1H28V5H30V6H32L33 7V3H35L36 1L35 0H33ZM53 1L54 0H52V4L53 5H56V4H54L53 3ZM59 0H57V1H55V3H57ZM64 1V2H63ZM90 1V3H88ZM147 0H62V5H63V9L62 10H57V11H54V13H57V12H59V14L57 13L56 15L54 14V15H51V14H48V17H47V15L45 16L46 18H47V20H46V18L43 16L44 14H43V11H44V9L42 8V7H45V5L43 6V3H46V2H42V0H40V4L42 5V6H40L43 10H41L40 9V7H38L39 6V4H38V6L35 4V8L37 9H39L40 10V12L42 13V17H44V19H42V17L40 18V16H39V18H38V16H34V15H32L33 16V18L36 20V22H38V19H42V22L43 23H45L44 21H46L47 22V25L48 24H50L49 26H50V28L49 27H47V25H46V23H45V28H43V29H46V28H49L48 30H50L51 29V25H52V29L54 30V28L56 27V29H57V31L59 32V31H61L62 32V30L65 32L66 31V29L64 30V28H65V26L67 27L68 26V23L67 22H70V23H72V22H74L77 26H76V32L74 33V32H72L73 34H75V36H73V34H71L70 36H72L73 37V43H77V45H75V46H78V48H79V51H81V52H79V54H77L76 52H78V50L76 51V52H71V50H72V47L71 48H67V47H70V45L68 46V44L70 43V41H71V39H69L68 37L67 38H63L64 39V41L67 39V40H69L68 42H65V44L63 45H61V49H59V48H57L58 47V45L57 46H55V44H52V42L53 41H55V36L54 35H56V39L59 41V39H58V37H60V36H62L61 34L60 35H58V37H57V34L58 33H56L55 34V32L53 33L52 31L53 30H51V34H49L50 33V31H49V36H47V35H44L46 38L45 39H43L44 37L43 36H41V32H40V28H39V30L38 29H36V30H38V32H39V35H37L35 32H33V33H31V31L33 30L32 28H34V26H35V28L36 27H41V26H43V25H41V24H38L37 25V23L35 22V20L33 21L35 24H33L34 26H32L31 25V23H30V21L29 20H25L26 18H28V12H26V11H29L30 9L29 8H31V9H33L32 7H30V6H28V5H25V7L26 8H24V10L23 11H20V12H18V11H15L14 13H12L11 14V12H13V10L12 9H10V7L11 6H14V4L13 3H11V1L10 0H5V1H2V5H3V3H5L6 4V6L8 5V4H10L9 5V13H10V15H13V14H15V15H13L12 17H14L13 19H14V21L15 20H17V19H15V18H18V24H20V25H22L21 27H23V28H20V26L17 24V22L15 23L16 25H18V26H11V28H9L10 30L12 29L13 30V32L12 31H7V33H6V36L7 35H9L10 34V32H11V34L12 33H14L15 31V33H17V34H15V41L16 40H18V38H19V36H20V40L19 41H23L24 40V38H26L27 36V34L29 33V36L28 37H30V36H32L33 38H34V36L35 35H37L36 37H35V39L37 38L38 40H39V38L40 39H42L39 43L41 44V45H44V47L42 46L41 47V45L39 46V47H41V48H44L45 49V52H42L41 51V57H40V59L39 60H42L43 58H44V60H47L48 62H49V60L50 61H52L55 65L54 66H60V64H62V62H64L65 60H67V59H71V60H79V59H84V57H82V58H80L81 56H82V54L87 50V49H89V47H92V46H94V45H96V42H98V44L100 43V41L101 40H103L104 41V39H100V38H105V40H107L108 38H110V37H112V34L114 35L115 33V31H114V29H116L115 27H117V26H119V24L117 25L116 24V22L117 21H121L122 22V24H123V31H125L123 34H127L129 37H131L133 34H135V35H137L138 34V32L137 31H139V30H136V33H134V28H135V26H136V24H142V25H144V31L143 30H141V31H143V32H141L142 34H138L137 36H135V35H133V36H135V37H133L132 38V40L130 39V43H126L127 44V46L125 45V44H122V47H123V45L124 46H126V47H124V48H120V50L121 51H119V52H121V54H119V52L117 51V49H116V53H113V54H117L116 55V57H117V59L119 60V61H115L113 64H111V65H109V66H107V68L106 69H104V71H103V73H101L99 70V72H100V75H98V76H95L94 78H90V79H87V80H85V81H81L80 80V82L79 83H76V82H78V81H75V83H73V82H68V83H66V86H65V88H64V92H63V94L65 93H68V95H69V92H67L66 91V89H68V88H70V92H71V90H74V94L72 93V95H70V96H68L67 95V97H71V102L76 106L75 108L77 109L78 108V110H84L85 111V113L87 114V116H88V114H90V115H95V116H93V117H96L97 115L99 116V117H101L102 118V120L105 122V124H106V126L108 125V126H110L111 124H112V126H110V128L112 127V128H116V126H114L113 127V125H114V123H116L117 121H120V120H122L123 118H125V117H128L129 116V114H133V112H134V110L133 109H137L136 111H137V114H138V112H139V114H141V116H140V118H142V115H144V117L146 118V119H149V118H151V120H153V119H155V118H157V117H159L160 115H161V111L162 110H166V108L167 107H162L161 109H160V114H159V116L156 114V112H155V110L158 108V106H159V102L161 101L162 103L161 104H163V102H165V100H164V98H161L160 99V95L159 96H156V94H155V90H151L152 92L154 91V96H156V97H159V101H156V100H152L151 98H149V99H147V98H145V100L144 101H141V99H140V97H144L141 93H140V97L137 95V91L139 92L141 89H143V91H144V95H146V97H149L147 94H146V90L148 89V88H150V89H152L153 88V84H154V82L155 81H158L159 82V80H162V79H164V81L166 80V79H169V81H167V82H172V81H170L171 79H173L174 78V75H175V73H174V71H176V65H173V67H172V62H175L174 60H176L177 59V61L176 62H178V60H180V61H182V60H184L186 63H188L187 61L189 60V62H191L192 61V63H193V60L195 61L197 58H199L198 60H196L197 62V64H198V61L200 62V60H203L204 61V63H207L206 64V66H208V64H210L211 62L213 63L214 61H215V65H217V68H216V66H215V68L216 69H218V66L219 67H221V65L224 63V62H228V64H229V66L228 67H226V70H228V68H229V70H230V72H232L231 74L233 75H231L234 79V81H232V80H228V78L230 77V75H228L229 74V72H228V74H226L225 76L227 77V76H229L227 79H226V77H225V79H224V75L222 76V75H218L217 77H218V79H217V77L215 78V80H213V81H216L217 82V80H219V79H221V77H223V79L225 80L223 83L225 84L226 83V81H230V82H227V84H223V83H220V81L219 82H213L214 84H223V86L221 85V87H223L222 88V91H220L221 89L219 88V90L218 91H220L221 92V94L218 96V94L220 93H216L217 95V97H219L218 99L220 100L219 102H216V103H214V105L215 104H219V105H217V109H219V110H221L220 109V107H222V104L223 103H225V102H230V101H232V102H234L235 103V107L237 106V107H240V106H238L239 104H242V103H244L246 100H250V96L251 95H253V94H255V93H257V95L259 96V99H256L257 100V103H256V100H255V102H254V100H253V102L254 103H252V102H250L251 104H249V105H251V106H248L247 107V103H246V105L244 106V104H242L243 105V107H244V111H243V107H241L242 109H240L241 111H243L242 112V116H243V120L242 121H245V120H248V118H250L251 120L249 121V123H247L248 125H246L245 124V126L247 127L248 126V128L246 129V132L245 133H243L244 135H242V136H240L239 138H238V140L236 141L235 139H234V141H236V143L235 142H232V143H235L234 145V147H236L235 149L237 150V151H240V155L238 156L239 157V159L242 157L241 155H245L244 157L245 158H249L248 156H249V152L253 155V151H257L256 150V148L257 147H259V146H261L262 144V146L261 147H264V117L261 119V120H259V119H257V117H259V115L260 114H262L263 112H264V0H163V1H161V2H163L161 5L159 4V6H155V4H157V2L156 3H153V5L152 6H155V7H148V5H147V2H146ZM150 1V0H149ZM42 2V3H41ZM107 3V5L108 6H106V7H108V8H104L103 7V10L105 11V13L102 11V4H104V3ZM151 2V1H150ZM18 3V2H17ZM20 3V2H19ZM23 3H24V1L21 3L22 5H23ZM38 3H39V0H38ZM64 3V4H63ZM151 4H152V2H151ZM16 5V4H15ZM20 5V4H19ZM23 5V6H24ZM48 5H49V3H48ZM61 5V3H60V6H62ZM150 5V4H149ZM18 6V5H17ZM37 6V7H36ZM51 6V5H50ZM49 7V6H48ZM47 7V8H48ZM12 8H14V7H12ZM28 8V10H26ZM51 8V7H50ZM53 8V7H52ZM18 9V8H17ZM36 9H34L33 11H34V13L33 14H35V15H40V13L38 12H36V11H39L38 9L36 10ZM60 9H61V7H60ZM69 9H70V11H69ZM14 10H16L15 8H14ZM36 10V11H35ZM48 9H46L45 11H47ZM53 10V9H52ZM29 12H32V10L31 11H29ZM37 14H36V13ZM48 12V11H47ZM51 12V11H50ZM104 14H103V13ZM107 12V13H106ZM8 13V12H7ZM8 13V14H9ZM1 16V15H0ZM7 16H9V15H6V17ZM3 18H5V16H2ZM11 17V16H10ZM29 17H31V16H29ZM1 19V18H0ZM11 19V18H10ZM9 19V20H10ZM30 19V18H29ZM32 19V18H31ZM5 20V19H4ZM7 20V19H6ZM8 20V21H9ZM11 21H13L12 19H11ZM1 22V21H0ZM32 22V21H31ZM41 21L39 20V22L38 23H40ZM187 22V24L186 25H190V32H189V35H187V36H190L189 37V40L187 41V39H185L186 37V35L184 36L183 34H182V31H181V27L184 25V23H186ZM42 23V24H43ZM11 25L13 24V22L12 23H10ZM121 24V25H122ZM7 25V24H6ZM41 25V26H40ZM55 26V27H54ZM64 26V27H63ZM138 27H139V25H137ZM136 26V27H137ZM185 26V25H184ZM183 26V27H184ZM8 27H10V25L8 26ZM7 27V28H8ZM54 27V28H53ZM58 27V28H57ZM60 27L61 28H63L62 30H59L60 29ZM120 27V26H119ZM119 27H117V29L119 28ZM134 27V28H133ZM8 29V30H9ZM43 29H42V31H43ZM75 29H73V30H75ZM116 29V31H118V32H121V28H120V31H119V29L117 30ZM139 29H141V28H139ZM186 30V29H185ZM6 31H4V32H6ZM56 31V32H57ZM114 31V32H113ZM37 32V31H36ZM43 32H46V30L45 31H43ZM132 32H133V34H132ZM183 32H186V31H183ZM140 33V32H139ZM32 34V35H31ZM33 34H34V36H33ZM63 34V33H62ZM116 34H117V32H116ZM115 34V35H116ZM131 34V35H130ZM3 35V34H2ZM1 35V36H2ZM5 35V34H4ZM121 36V33L120 34H117L116 35V37H114V39L115 40H120L121 38H120V36ZM126 35V36H127ZM6 36H3V37H6ZM10 36H12V35H10ZM14 36V35H13ZM17 36H18V38H17ZM39 36V37H38ZM173 36H175V37H173ZM2 37V42L0 41V44L1 43H3V39H5V38H3ZM32 37H30L31 38V40L33 39ZM123 37V36H122ZM8 38V37H7ZM30 38H29V42H30ZM119 38V39H118ZM125 38L126 37H123V40L126 42V40H125ZM171 38H176V43H172L173 45V52H174V54L172 53V54H170V52L172 51V49L170 48V50L171 51H169L168 49H169V47H170V44H171ZM237 38H241V40H240V42L238 41V42H236V44L234 43V44H232V45H230L231 43H232V41L234 40H236ZM14 39H13V41H14ZM60 39H62V37H60ZM100 39V40H99ZM113 39V38H112ZM112 40V45L113 46H115V47H117L118 49H119V47L121 46V43H123L122 41L120 42V44H118L117 43V46L116 45H114V44H116V43H114L115 42V40ZM26 40L27 39H25V42H26ZM34 40V39H33ZM38 40H35L34 42L36 43V46L38 45V42H36V41H38ZM109 40V39H108ZM6 41H7V43L9 42L7 39H6ZM13 41L11 42V43H13ZM15 41H14V44H13V46L17 43H15ZM28 41V40H27ZM58 41H56V44H57V42ZM60 41H62V40H60ZM59 41V43H62V42H60ZM103 41H102V43H103ZM174 41V40H173ZM110 42V41H109ZM108 41L106 42V45H108V44H110ZM224 42H227L230 46H225L224 45ZM6 43V44H7ZM10 43V42H9ZM10 43V44H11ZM19 43V42H18ZM17 43V44H18ZM21 43H23V42H21ZM28 43V42H27ZM35 43L33 44L34 46H32L31 44H29L28 43V46H32L31 48H34L35 47ZM68 43V44H67ZM108 43V44H107ZM6 44H4V46H2V48H1V46H0V48H1V50H0V52H2L3 50V47H4V50H6V48H5V45ZM10 44H7V45H10ZM16 44V45H17ZM70 44H72V41H71V43ZM104 44V46H101V47H104L103 48V50L105 51V49H107L108 50V47L105 45V43H103ZM12 45V44H11ZM19 45V44H18ZM73 45V44H72ZM119 45V46H118ZM53 46H55V47H53ZM39 47H37V48H34L35 49V52L37 51V49H40ZM60 47V46H59ZM73 47H74V45H73ZM95 47V46H94ZM8 48V47H7ZM64 48V49H63ZM27 49H29V48H27ZM27 49H26V51H27ZM66 49V50H65ZM74 49H77V47L76 48H74ZM85 51H84V50ZM60 50V51H59ZM65 50V52H63ZM68 50V51H67ZM107 50H106V52H107ZM113 50H115V49H113ZM168 50V51H167ZM10 51V50H9ZM25 51V52H26ZM73 51H75V50H73ZM83 51V52H82ZM99 51V50H98ZM168 53V56L169 55H172V56H174L175 55V57H176V59H174L173 57V61H168V59H167V61L165 62L166 64H165V68H164V70H163V68H162V71H161V74H159V72H157L155 75L153 74V72H151L150 70L148 71L149 72V75L151 74H153V79H150V80H148V78H146L145 79V77H144V75L143 74H145L146 72H147V70H148V68L150 67V65L152 64V66L154 67V64H155V66H156V64L157 63H159L158 61H160L161 60V62H162V60L163 61H165V59H166V57H168L167 56V53ZM25 52H23V60H25L24 59V57H25V54H27V53H25ZM34 51L32 52V53H35ZM87 52V51H86ZM85 52V53H86ZM109 52H111L110 50H108V54H111V53H109ZM113 52H115V51H113ZM3 53V52H2ZM2 53H0V55L2 54ZM5 53V52H4ZM25 53V54H24ZM37 53V52H36ZM80 53H82V54H80ZM85 53H84V55H85ZM30 54V52L28 53V55ZM89 54V53H88ZM87 54V56H89ZM100 54V53H99ZM107 54V55H108ZM166 54V55H165ZM30 55H33V54H30ZM29 55V56H30ZM81 55V56H80ZM83 55V56H84ZM96 54H93V56H92V54L90 55L92 58L93 57H97V56H99V55H97V56H95ZM165 55V56H164ZM27 56V55H26ZM87 56L85 57V58H87ZM104 56V55H103ZM111 56V55H110ZM22 56H19V58H21ZM37 57V56H36ZM36 57H32L33 59H35ZM171 57V56H170ZM252 57H257V58H255V60H257V59H259V62L258 63H254V62H252L251 61V58ZM259 57V58H258ZM17 58H18V56H17ZM37 58H39V57H37ZM101 58V57H100ZM21 59V60H22ZM31 59V58H30ZM29 59V61H31ZM49 59V60H48ZM87 59H90L89 57L87 58ZM146 61V63H148L147 65L149 66H147V65H145V68H146V66L148 67L147 69H144V67H143V64H140L139 63V61H142V63H143V61ZM211 60H213V61H211ZM253 60V59H252ZM254 60V61H255ZM28 60L26 59V61L24 62V65H26L28 62H27ZM92 61H95V60H93L92 59ZM2 62V61H1ZM18 62H19V60H18ZM21 62V61H20ZM19 62V63H20ZM27 62V63H26ZM170 62V63H169ZM183 62V61H182ZM12 63V62H11ZM35 63H37V64H40L39 65V67L41 66V64H43V62H35ZM67 63V62H66ZM80 63V62H79ZM92 63H94V62H92ZM91 63V64H92ZM145 63V64H146ZM180 63V62H179ZM8 64V63H7ZM13 64H15V63H13ZM18 64V63H17ZM73 64V63H72ZM159 64H161V63H159ZM2 65V64H1ZM23 64H21L20 63V66H22ZM94 65V64H93ZM92 65V66H93ZM158 65V64H157ZM163 65V64H162ZM181 65V64H180ZM194 65V64H193ZM199 65H202V61H201V64L199 63ZM16 66V65H15ZM14 66V67H15ZM20 66H18L17 68H18V70H19V68L21 69V68H23V67H20ZM31 66H32V64H31ZM76 66H77V64H76ZM85 66V65H84ZM91 66V65H90ZM91 66V67H92ZM179 66V65H178ZM195 66V65H194ZM198 66V65H197ZM206 66L204 67V69L206 68ZM213 66V65H212ZM212 66L210 67V69L212 68ZM81 67V66H80ZM79 67V68H80ZM157 67V66H156ZM203 67V66H202ZM7 68H8V66H7ZM6 68V69H7ZM17 68H15L14 70L16 71L17 70ZM29 68V65L27 64V66H26V68H24V69H28ZM55 68V67H54ZM60 68V67H59ZM58 68V69H59ZM73 68H74V66H73ZM76 69H77V67H75ZM78 68V69H79ZM85 68V67H84ZM96 68V67H95ZM99 68H100V65H99ZM98 68V69H99ZM155 68V67H154ZM154 68H152V70L154 69ZM180 68V67H179ZM195 68H196V66H195ZM195 68H194V70H195ZM199 68L201 69V66H199ZM199 68H196V69H198V70H196V71H200L199 70ZM209 68V67H208ZM12 69V68H11ZM23 69V70H24ZM31 68H29V70L28 71H31L30 70ZM53 69V68H52ZM177 69H178V67H177ZM193 69V68H192ZM203 69V70H204ZM209 69V70H210ZM14 70H13V72H14ZM73 70V69H72ZM75 70V69H74ZM86 70V69H85ZM179 70V69H178ZM177 70V71H178ZM184 70V69H183ZM203 70L201 69V71L199 72V75L201 74V72L203 73ZM213 70V69H212ZM212 70H210V71H212ZM219 70V69H218ZM20 71H22V70H20ZM26 71V70H25ZM24 71V72H25ZM63 71H65L64 70V68H63ZM77 71V70H76ZM93 71V70H92ZM154 71V70H153ZM205 71V70H204ZM208 71V70H207ZM215 71V70H214ZM214 71H212L211 73L213 74V72ZM217 71V70H216ZM18 71H16V73H17ZM54 72V71H53ZM80 72H82V71H80ZM155 72V71H154ZM181 72V71H180ZM188 72V71H187ZM190 72H193L192 70L190 71ZM26 73H28V72H26ZM31 73H33V71L31 72ZM40 73V72H39ZM55 73H56V71H55ZM68 73V72H67ZM70 73H72V71L70 72ZM174 73V74H173ZM183 73H185V71L183 72ZM195 73V72H194ZM220 72H218V74H219ZM6 74V73H5ZM22 74V73H21ZM34 74V73H33ZM73 74V73H72ZM71 74V75H72ZM88 74V73H87ZM86 74V75H87ZM171 74H173L172 76H173V78L171 77ZM176 74H177V72H176ZM180 74V73H179ZM182 74V73H181ZM186 74V73H185ZM26 75H28V74H26ZM147 76H148V74H146ZM145 75V76H146ZM169 75H170V77H169ZM178 75V74H177ZM198 75V76H199ZM216 75V74H215ZM4 76V75H3ZM29 76V75H28ZM67 76V75H66ZM70 76V75H69ZM104 76V77H103ZM146 76V77H147ZM186 77L185 78H188L187 77V75H185ZM193 76V75H192ZM191 76V77H192ZM196 76V75H195ZM195 76H193V78H195ZM207 76V75H206ZM214 76V75H213ZM60 77V76H59ZM70 77H72V76H70ZM79 77V76H78ZM88 77V76H87ZM89 77H91V76H89ZM177 77V76H176ZM183 77V75H181V77H179L178 79H179V81H181V80H183L184 79V77ZM20 78H22L21 76H20ZM103 78V79H102ZM171 78V79H170ZM180 78H182V79H180ZM206 78V77H205ZM231 78V77H230ZM16 79V78H15ZM68 79V78H67ZM74 79H75V77H74ZM73 79V80H74ZM79 79V78H78ZM178 79H176V80H178ZM190 79V78H189ZM188 79V82L190 81ZM213 78L211 77V79L210 78H208V80H206V81H209V80H212ZM75 80H77V79H75ZM155 80V81H154ZM175 80V81H176ZM71 81H72V79H71ZM29 82V81H28ZM177 83H179L178 81H176ZM187 82V81H186ZM201 82V81H200ZM165 83V82H164ZM173 83V82H172ZM176 83V84H177ZM182 83H184V82H181V84H177V85H184V84H182ZM209 83H210V81H209ZM209 83H208V85H206L207 86V90H210L212 87L211 86H209ZM236 83H239L238 85V87L237 88H235V85H236ZM17 84V83H16ZM29 84V83H28ZM35 84V83H34ZM165 84H168V83H165ZM164 84V85H165ZM175 84V83H174ZM213 84V86H215ZM31 85V84H30ZM169 85V84H168ZM173 85V84H172ZM177 85H175V86H177ZM210 85H211V83H210ZM216 85V86H217ZM32 86V85H31ZM155 86V85H154ZM167 86V85H166ZM166 86H164V87H166ZM205 86V87H206ZM209 86V87H208ZM42 87V86H41ZM73 87H75L74 89H71V88H73ZM163 87V86H162ZM168 87V86H167ZM169 87H172V86H169ZM174 87V86H173ZM197 87V86H196ZM205 87H204V89H205ZM117 88V89H116ZM134 89L135 91L133 92L131 89ZM160 88V87H159ZM158 88V89H159ZM177 88V87H176ZM180 88V87H179ZM197 88H199V87H197ZM196 88V89H197ZM215 88V87H214ZM43 89V88H42ZM146 89V90H145ZM162 89V88H161ZM168 89V88H167ZM178 89V88H177ZM181 89V88H180ZM195 89V90H196ZM200 89V88H199ZM203 89V90H204ZM69 90V89H68ZM131 90V91H130ZM195 90H192L191 91V93L190 94H192L193 95V93H194V95L195 94H197V92H198V94H197V96L199 97V96H202V98H204L203 100H202V98L201 99H199L198 98V100H201L202 101V104H203V101H205L206 99H207V95H208V91H207V94L206 93H204V95H206V97H204V95L203 94H201V93H199L200 91H195ZM202 90V91H203ZM215 90V89H214ZM149 91V90H148ZM159 91H160V89H159ZM163 91H164V89H163ZM182 92H183V90H181ZM204 91H206V90H204ZM203 91V92H204ZM218 91H215V92H218ZM152 92H150V95H151V93ZM169 92V91H168ZM167 92V93H168ZM187 92V91H186ZM29 93H30V91H29ZM159 93H161V92H159ZM158 93V94H159ZM165 93V92H164ZM184 93V92H183ZM182 93V94H183ZM153 94V93H152ZM161 94H163V93H161ZM170 94H172V93H170ZM181 94V95H182ZM200 94V95H199ZM180 95V94H179ZM187 95H188V93H187ZM256 95V96H257ZM33 96V95H32ZM65 96V95H64ZM167 96H169L168 94H167ZM166 96V97H167ZM175 96V95H174ZM184 96V95H183ZM189 96H191V95H189ZM197 96H195L196 97V99H197ZM257 96V97H258ZM66 96H65V98L64 99H66L67 98ZM151 97V96H150ZM186 97V96H185ZM213 97H214V95H213ZM252 97V96H251ZM171 98V97H170ZM174 98V97H173ZM64 99H62V100H64ZM163 99V100H162ZM166 99V98H165ZM179 99H181V97L180 98H177L176 99V96H175V98H174V100L177 102L175 105L177 106L178 104L179 105H181L178 101H179ZM182 99H184L183 101H184V103L185 102H187V101H185V99L186 100H188V98H183L182 97ZM192 99H194V98H192ZM192 99H190L189 101H191ZM216 99V98H215ZM215 99L213 98V100H212V102L213 101H215ZM218 99H216V100H218ZM61 100V99H60ZM142 102V104H140V101ZM143 100V99H142ZM166 100H168V98L166 99ZM178 100V101H177ZM68 101H69V98H68ZM69 101V102H70ZM200 101V102H201ZM182 102V101H181ZM198 102V101H197ZM206 102V101H205ZM207 102L210 104V100H207ZM220 102L222 103V104H220ZM65 103V102H64ZM94 104V105H91V104ZM193 103L194 102H192V104H190V106L189 105H187L188 107V110H189V107H191V105H193ZM207 103V105H205V104H203L204 106H209V108L211 109L212 108V105L210 104H208ZM234 103H233V105H234ZM256 103V104H255ZM200 104V103H199ZM202 104L200 105V106H202ZM213 104V103H212ZM72 105V104H71ZM185 105V104H184ZM196 105V102L194 103V106ZM213 105V106H214ZM92 106H97V107H92ZM131 106V108H129ZM162 106H165V103L162 105ZM199 105H197L196 107H198ZM211 106V107H210ZM225 106H227V110H226V108H224L223 110H221L222 111V113L223 112H226V117L229 115L230 116V114L232 115V114H235V115H237V117H239L240 115V110H239V108H235L234 106H232V105H230L229 104V107H228V105L226 104ZM72 107V106H71ZM91 107L93 108V110H91ZM142 107V108H141ZM161 106H159V108H160ZM182 107V106H181ZM180 107V108H181ZM230 107H233L232 109L230 108ZM247 107V108H246ZM1 108V107H0ZM74 108V107H73ZM159 108H158V110H159ZM163 108H165V109H163ZM179 108V107H178ZM177 108V109H178ZM193 109H194V107H192ZM206 108V107H205ZM214 108V107H213ZM55 109V108H54ZM95 109V110H94ZM168 109H170L171 110V108H168ZM195 109H197V108H195ZM194 109V110H195ZM217 109H215L214 111H216ZM229 109H231V110H233L234 109V111L233 112H231V113H228V110ZM56 110V109H55ZM77 110V111H78ZM132 110V111H131ZM170 110H166V112L164 111V117L162 118V119H165V113H168ZM173 110V109H172ZM176 110V109H175ZM175 110H174V112H175ZM187 110V111H188ZM202 112H200L201 114L203 113L204 115L207 113L206 111L205 112H203V108L202 109H200ZM199 110V108H198V111H200ZM219 110L218 111H216V112H213V119H218L219 117H221L220 116V112H219ZM76 111V110H75ZM82 111H80V113L82 112ZM83 111V112H84ZM177 112L174 114L175 116L174 117H176L175 118V121H176V119H179L178 120V122L179 121H181V120H183V119H181L180 117H179V115L180 114H177V113H179V111L178 110H176ZM193 112V110H191L190 109V112ZM208 111H209V115H210V110L208 109ZM6 112V111H5ZM5 112L2 110L1 111V114L2 113H4L5 114ZM159 112V111H158ZM217 112L219 113V114H217ZM135 113V112H134ZM195 113H196V111H195ZM199 113V115H200V117H201V114ZM214 113H215V115L217 116V118H215V116H214ZM0 114V115H1ZM58 114V113H57ZM78 114V113H77ZM169 114V116L170 115H172V113L170 114V113H168ZM191 114V113H190ZM202 114V115H203ZM228 114V115H227ZM243 114H245L248 118L246 119L245 118V115H243ZM85 115V114H84ZM181 115H184V112L181 114ZM203 115V118L202 119H206V117ZM209 115H208V117H207V119H208V123L207 122H205V121H203V124L204 123H207V124H209V125H212L215 121H211V118H212V113H211V115H210V117H209ZM234 115V116H235ZM7 116H8V114H7ZM55 116V115H54ZM97 116V117H98ZM190 116H193L192 114L190 115ZM190 116H188V118L190 117ZM198 116V115H197ZM196 115H195V120H196V117H197ZM241 116V117H242ZM82 117H83V115H82ZM91 117V116H90ZM90 117H88V120L90 119ZM130 117H132V116H130ZM134 117V116H133ZM136 117H137V115H136ZM161 117L162 116H160L159 118L161 119ZM168 116L166 115V118H167ZM183 117H185V116H182V118ZM186 117H187V115H186ZM185 117V120H187V118ZM194 117V116H193ZM199 117V118H200ZM236 116L234 117V119L236 118V121L237 122H239V121H241V120H239L238 118H237ZM2 119L4 118V117H1ZM84 118V117H83ZM139 118V119H140ZM158 118V119H159ZM170 117H168V119H169ZM210 118V119H209ZM228 119H229V117H227ZM227 118L225 119L226 121H229V122H232L233 120H227ZM233 118V117H232ZM231 118V119H232ZM240 118V117H239ZM94 118H92V120H93ZM129 119H131L132 121L131 122H134V119L133 118H129L128 117V120ZM143 119V118H142ZM142 119H140V120H137V119H135V124H140L141 122H143V123H145L144 121H142ZM159 119V120H160ZM172 119H173V116H172ZM198 119V118H197ZM202 119H199V120H202ZM206 119V120H207ZM212 119V120H213ZM221 119V118H220ZM238 119V120H237ZM241 119V118H240ZM5 120V119H4ZM6 120L7 121H9L8 120V118L6 117ZM5 120V121H6ZM126 120H127V118H126ZM127 120V121H128ZM150 120V119H149ZM157 120V119H156ZM194 120V119H193ZM199 120H197V121H199ZM223 119H221V121H222ZM222 121V122H226V121ZM11 121V120H10ZM10 121H9V123H10ZM91 121V120H90ZM126 121V122H127ZM167 121V120H166ZM174 120L172 121L171 120V122L170 123H175L176 124V122H175ZM184 121V120H183ZM236 121H235V123H236ZM248 121H246V122H248ZM12 122V121H11ZM138 122V123H137ZM169 122V121H168ZM185 122V121H184ZM187 122V121H186ZM189 122V121H188ZM195 122V121H194ZM200 122V121H199ZM199 122L196 124V125H198L199 124ZM210 122H213L212 124L210 123ZM5 123V122H4ZM18 123V122H17ZM118 123V122H117ZM133 123V124H134ZM143 123H141L142 125H145V124H143ZM153 123V121H151V124ZM157 124L159 123L160 124V122L158 121V122H156ZM156 123H153L154 125L156 124ZM162 124H166L165 122L163 123V122H161ZM180 123V122H179ZM202 123V122H201ZM5 124H7V122L5 123ZM11 124V123H10ZM22 124V123H21ZM120 124H124V122L123 123H120ZM119 124V125H120ZM126 124V123H125ZM132 124V125H133ZM134 124V125H135ZM138 124V125H139ZM141 124H140V126H141ZM157 124H156V126H157ZM168 124V123H167ZM181 124V123H180ZM179 124V125H180ZM185 124H187V123H185ZM192 124V125H191ZM191 127L193 126V123L191 122ZM217 124V123H216ZM227 124V123H226ZM226 124H224L223 123V125H226ZM229 124V123H228ZM227 124V127L228 128H226V127H223L222 126V124H219V126L221 125L222 126V128H225V129H228L227 131L228 132H231V131H234V132H231V133H234L233 135H235L237 132V130H238V128L241 126V125H239V123L237 124V125H239V127L237 126L236 127V124L233 126V125H228ZM15 125H17L18 126V124H15ZM102 125H103V123H102ZM116 125V124H115ZM117 126L118 128L120 127V126ZM130 125H131V123H130ZM169 125V124H168ZM171 125H174V124H171ZM179 125H178V127H179ZM189 125V124H188ZM195 125V126H196ZM242 125H243V123H242ZM6 127H7V125H5ZM5 126H3V127H5ZM22 126V125H21ZM25 126V125H24ZM126 127L125 128H127L128 129V127H129V124H126L125 125ZM156 126L154 127V129H153V126L151 125V129H153V130H151L150 128V130L153 132L154 130H155V128H156ZM166 127H167V125H165ZM182 126V125H181ZM184 126V125H183ZM218 126V128L219 129H222L221 128V126L219 127ZM244 126V125H243ZM1 127V126H0ZM3 127H1V130H0V138L2 139V136H3V138H4V136H5V133H6V127L5 128H3ZM8 127H9V125H8ZM14 127V126H13ZM12 127V128H13ZM27 127V126H26ZM149 127V126H148ZM159 127V126H158ZM178 127H177V129H175V131L172 133V131L170 132V131H168V128H167V131H168V135L171 133V136L173 135V137H175V138H177L176 137V131H179L180 132V134L182 135V137L181 138H183V136H184V131L182 130V128H180V129H178ZM199 127H201V125L199 124ZM202 127H203V125H202ZM206 127V126H205ZM211 127H213L212 129H214V127L216 128V125L214 126H211ZM232 129H231V128ZM234 127H236V128H234ZM245 127V128H246ZM17 128H21V127H17ZM22 128H23V126H22ZM28 128V127H27ZM121 128H124V127H122L121 126ZM120 128V129H121ZM130 128H132V127H130ZM144 128H146V126L144 127ZM171 128V127H170ZM173 128V127H172ZM185 128H187L188 129V127L186 126V127H184L183 129H185ZM195 128V127H194ZM217 128V129H218ZM245 128H241V129H244L245 130ZM7 129H9V128H7ZM13 129H15V130H18V129H16L15 127L13 128ZM119 129V130H120ZM126 129V131H129V130H127ZM133 129V131H135V132H137L138 130H139V133L141 132L140 131V128L137 130V126L134 128H132ZM132 129H130V132H132ZM137 131H136V130ZM141 129H143V127H141ZM148 128H146L145 130H147ZM196 129H198V132H199V128L196 126ZM201 129V128H200ZM212 129L210 130V131H212ZM234 129V130H233ZM20 130L21 129H19L18 130V133L20 132ZM23 130V129H22ZM24 130H25V128H24ZM121 130H124V129H121ZM160 130V129H159ZM183 131V133H181V131ZM202 130V129H201ZM215 130V132H216V129H214ZM224 130V129H223ZM25 131H27V130H25ZM102 131V130H101ZM143 132H144V130H142ZM194 131V130H193ZM197 131V130H196ZM203 131V130H202ZM239 131V133H240V130H238ZM8 132H9V134H10V136L8 137L9 139H8V142L10 141V139L14 136V132L12 131V129H11V131L10 130H8ZM7 132V133H8ZM11 132H13V136L11 135ZM28 132V131H27ZM147 132H149V131H147ZM151 132V133H152ZM156 132H158V128H157V130H156ZM166 132V131H165ZM179 132H177V135H178V133ZM189 133H194V134H192V138L194 137L193 135H195V132H190V131H188ZM187 132V133H188ZM208 132V131H207ZM214 132V131H213ZM217 132H222L221 133V135L219 134V133H217ZM216 133H217V136L214 134V133H212L211 132V135H215L216 137H218V139H219V137L220 136H223L225 133V130L224 131H217ZM228 132H226L227 134H228ZM236 132V133H235ZM162 133V131L160 132V134ZM174 133H175V136H174ZM200 133V132H199ZM199 133H197V134H199ZM210 133V132H209ZM209 133L207 134L206 133V135L203 133V134H201L202 136L203 135H205V136H208L209 135ZM224 133V134H223ZM230 133V134H231ZM101 134V133H100ZM107 134V133H106ZM144 134V133H143ZM163 135H164V133H162ZM162 134L160 135V136H162ZM166 134V135H167ZM218 134H219V136H218ZM229 134V135H230ZM241 134V133H240ZM17 135V134H16ZM28 135V134H27ZM30 135V134H29ZM167 135V136H168ZM185 135H187V138H188V134H185ZM233 135H231L230 137H229V139H231L232 137H234ZM12 136V137H11ZM25 136V135H24ZM23 136V137H24ZM157 136V135H156ZM165 137V139L166 138H173V137ZM214 136V137H215ZM11 137V138H10ZM21 137V136H20ZM30 137V136H29ZM28 137V138H29ZM186 137V136H185ZM185 137H184V139L182 140V141H184V140H187V139H185ZM197 137V136H196ZM211 137V136H210ZM215 137V138H216ZM15 138V137H14ZM190 138V137H189ZM188 138V139H189ZM191 138V139H192ZM209 138V137H208ZM207 138V140H211V138L210 139H208ZM220 138H222V137H220ZM224 138V137H223ZM226 138V137H225ZM224 138V139H225ZM235 138V137H234ZM1 139H0V142H1ZM23 139H26V138H23ZM31 138H29V140H30ZM212 139H213V136H212ZM217 139V138H216ZM16 140V139H15ZM27 140V139H26ZM172 140V139H171ZM174 140V139H173ZM172 140V141H173ZM201 140V139H200ZM199 140V141H200ZM204 140H205V138H204ZM3 141V140H2ZM12 141V140H11ZM9 142V143H4V142H2V144L0 143V192L2 193V200H0V207H3V210H2V208H0L2 211H0V219H3L4 218V216H6V213H5V210H4V208H6V207H10V206H12L13 204V206H15V203L17 202V204H19L18 202L20 201L21 202V206H23L24 208H22V210L24 209L25 211H26V214L28 213L30 216H31V218H32V220H36V219H43L42 221H44L45 222V224H46V227L48 228V231H47V228H44L45 230H46V232H47V236L49 235V236H51L52 238H56V239H58L57 241H59V239L61 240L62 239V237H64V234H63V232H64V228L66 227V225L67 224H69L70 223V221L72 220L71 219V216H72V214H71V216L69 215V212H68V205H69V203H71V204H73V202H76V200L77 199H74V197H73V199H72V197L68 194L67 195V193H64V194H62V192H64V190H65V187L63 188L64 190H62L61 189V191L59 192L60 194H57V192H54L53 193V191L55 190V188H54V190H53V187L51 186V188H52V192H50L49 193V187L47 188V189H45L44 187L42 188V186L40 185V184H44L45 183V181H43L42 183H41V181H42V179L41 180H38L37 181V183L36 184H34V182H33V179H34V176H36V174L38 173V171H35V169L37 170V166H39V165H37L38 163H39V161L40 160H38L37 161V159H40L39 157H37L36 158V156H38V153H37V151H35L34 150V148L32 149V147H31V150L30 151H32V150H34L33 152H32V155H31V153L29 154V155H31L32 157L34 156V160H36V161H34V160H32L33 161V163H36V164H31L32 165V167H34L32 170H34V172H35V174H33V175H31V170H30V172H29V174H27V176L28 175H31V176H33V177H31L30 178V176H29V178L31 179V180H28L27 179V177H25V176H23L24 174H21L20 172H22L23 171V169L21 170H19V169H17V168H21V166L22 165H16V164H18L19 162H21L22 163V161L23 160H25L26 158H24V156L25 157H30V156H26V155H28V154H26V155H24V152H23V150H22V152H23V156H21V157H23L21 160L22 161H20V155H19V161L17 160L16 162H14V160L16 159V158H18V156L16 157V155L18 154V153H20V152H18L17 151V149H16V144H13V143H16V142ZM31 141V140H30ZM164 141V140H163ZM180 141V140H179ZM178 141V142H179ZM181 141V142H182ZM188 141V140H187ZM191 141V140H190ZM190 141L188 142V143H190ZM212 141V140H211ZM210 141V142H211ZM217 140H215V142H216ZM227 141V140H226ZM225 141V142H226ZM24 143H26L25 141H23ZM33 142V141H32ZM169 142H170V140H169ZM186 142V141H185ZM201 142V141H200ZM218 142V143H217ZM216 143L219 145V148H220V142L219 141H217ZM224 142V141H223ZM229 142V140L226 142V144H227V146H229L228 144H230V142ZM19 142H17V144H18ZM22 143V142H21ZM171 143V142H170ZM176 143V142H175ZM192 143V142H191ZM213 143V147H214V142H212ZM20 144V143H19ZM19 144H18V146L17 147H19ZM201 144V143H200ZM204 143H202L201 145H203ZM206 144V143H205ZM217 144H216V146H217ZM221 144H223L222 143V141H221ZM258 144V145H257ZM11 145H12V149L11 150H13V148L15 147V152L17 151L18 153L15 155L14 154V152L13 153H10V149L9 148H11ZM14 145V146H13ZM231 145V144H230ZM233 145V144H232ZM231 145V146H232ZM195 147H196V145H194ZM193 146V147H194ZM198 147H199V145H197ZM204 146V145H203ZM222 146V145H221ZM226 146V147H227ZM26 147H28V146H26ZM224 147V146H223ZM223 147H221V148H223ZM261 147H259V148H257V149H260ZM211 148V147H210ZM210 148H209V150H210ZM216 148V147H215ZM215 148H213V149H215ZM24 149V148H23ZM195 149V148H194ZM197 149V148H196ZM218 148H216V150H217ZM234 149V150H235ZM215 150V151H216ZM221 150V149H220ZM219 150V151H220ZM230 150H232V149H230ZM262 150H264V148H261V151ZM218 151V150H217ZM225 152L226 150L224 149V150H222L221 151V153L222 152ZM228 151V150H227ZM226 151V152H227ZM243 152V154H241L242 152ZM246 151V152H245ZM252 151V152H251ZM35 152V153H34ZM223 152V153H224ZM262 152H264V151H262ZM37 153V154H36ZM41 153V152H40ZM217 153V152H216ZM232 153H235V152H232ZM232 153H230V154H232ZM245 153H247V155L245 154ZM260 152V150H258V154L259 155H261V154H264V153H261ZM34 154H36V155H34ZM218 154V153H217ZM250 154V155H251ZM256 155H257V153H255ZM254 154V159L253 160H255V155ZM235 155V154H234ZM234 155H233V157H234ZM259 155H257V156H259ZM224 156V155H223ZM230 156V155H229ZM241 156V157H240ZM247 156V157H246ZM263 156V155H262ZM261 156V157H262ZM31 157V158H32ZM219 157H220V155H219ZM228 158V157H227ZM235 158H237V157H234V159ZM244 158V159H245ZM252 158H253V156H252ZM252 158H250V160L252 159ZM264 158V157H263ZM230 160V159H226L227 160V162L228 163H230L229 161H234V163H233V165L234 164H236L235 163V160ZM243 159V158H242ZM243 159V160H244ZM260 159V158H259ZM27 160V159H26ZM25 160V164H28V163H30L31 161L30 160H28V161H30V162H27ZM229 160V161H228ZM237 160V159H236ZM257 160H258V158H257ZM257 160H255L256 162H257ZM238 161V160H237ZM252 161V160H251ZM251 161H248V159L246 160V162H251ZM255 161H254V164H255ZM260 161H262V159L260 160ZM244 162H245V160H244ZM245 162V163H246ZM17 166H15L14 164ZM20 163V164H21ZM24 163V162H23ZM242 163H243V161H242ZM262 163V162H261ZM230 164H232V163H230ZM246 164H249V163H246ZM246 164H244L243 166L244 167H247V168H249V165H253V164H249L248 166L246 165ZM263 164H264V160H263ZM49 165V164H48ZM232 165V166H233ZM237 166L239 165V162L236 164ZM236 165H234V167L236 166ZM236 166V167H237ZM255 166V165H254ZM253 166V167H254ZM264 165H262V167H263ZM47 167V166H46ZM240 167H241V165H240ZM243 167V168H244ZM16 168V169H15ZM41 168V167H40ZM65 169L63 170V168H62V170L65 172V170H69L68 168L66 169V167H64ZM123 168V167H122ZM238 168V167H237ZM242 168V167H241ZM242 168V169H243ZM259 168V167H258ZM257 168V169H258ZM54 169V168H53ZM59 169H61V168H59ZM59 169H58V171H55V172H51V170L49 171V173H50V175H52L51 173H54L53 174V176L57 173L58 174V172H59ZM71 169V168H70ZM72 169H74V168H72ZM236 169V168H235ZM246 168H244V170H245ZM251 169V168H250ZM261 169V168H260ZM259 169V171L262 173V171ZM263 169V168H262ZM18 170V171H17ZM38 170H40V169H38ZM57 170V169H56ZM75 170V169H74ZM118 170V169H117ZM125 170V169H124ZM248 170V169H247ZM20 171V172H19ZM41 171V170H40ZM39 171V172H40ZM61 171V170H60ZM107 171H109V169L108 170H106V172ZM112 171V170H111ZM126 171V170H125ZM131 171V170H130ZM136 171V170H135ZM150 171V170H149ZM236 171H238V169H236ZM246 171V170H245ZM243 172V173H246V172ZM37 172V173H36ZM73 172H76V174L77 175H74L73 173H72V171L70 172V174L72 173L73 174V176H75L74 178H75V182H77L78 180H79V178H80V182H81V178H83V177H79L78 175H79V172H77V171H73ZM114 172V171H113ZM112 172V174H114ZM248 172V171H247ZM255 172V171H254ZM254 172H252V173H254ZM33 173V172H32ZM59 173H61V172H59ZM80 173H82V172H80ZM121 173V172H120ZM256 173H257V171H256ZM259 173V172H258ZM41 174V173H40ZM44 174H45V171H44ZM65 174H68L67 172L65 173ZM71 174V175H72ZM83 174V173H82ZM112 175L111 173H110V171L108 172V175ZM248 174H249V172H248ZM255 174V173H254ZM119 175V174H118ZM121 175V174H120ZM130 175V174H129ZM128 175V176H129ZM245 175V174H244ZM252 175V174H251ZM250 175V176H251ZM45 176V175H44ZM59 175H57V177H58ZM63 176V175H62ZM61 176V174H60V177L61 178H64V177H62ZM65 176V175H64ZM113 177L114 176H116V174L115 175H112ZM246 176V175H245ZM262 176H264V173L262 174ZM261 176V177H262ZM56 176L54 177V178H57ZM72 177V176H71ZM77 177H79V178H77ZM112 177V178H113ZM120 177V176H119ZM118 176H116V178H114V181H117L118 183H120V180H121V178H119ZM260 177V176H259ZM260 177V178H261ZM77 178V179H76ZM85 178V177H84ZM107 179H109L110 180V178L109 177H106ZM102 179L103 181L104 180H106V182H107V179ZM120 179L119 181L117 180V179ZM263 178V177H262ZM37 179H40V177H38ZM57 179H59V181H61L60 180V178L58 177ZM65 179V178H64ZM116 179V180H115ZM48 180V179H47ZM46 180V181H47ZM50 180V179H49ZM51 180H54L53 179V177L51 178ZM126 180V179H125ZM132 180V179H131ZM149 180V179H148ZM40 181V182H39ZM65 181V180H64ZM83 181H84V183L86 182V180L84 179V180H82V183H83ZM122 181V180H121ZM260 181V180H259ZM258 180H257V182H259ZM263 181V180H262ZM39 182V183H38ZM48 182V181H47ZM52 182V181H51ZM87 182H89L88 180H87ZM105 182V181H104ZM109 183L111 182V180L110 181H108ZM100 183V182H99ZM111 183H113V181L111 182ZM116 183V182H115ZM114 183V184H115ZM118 183H116V184H118ZM137 183V182H136ZM147 183V182H146ZM40 185V186H38V185ZM47 185H49V184H53V183H46ZM45 184V185H46ZM54 184H55V182H54ZM66 184V183H65ZM75 184H78V183H75ZM87 184V183H86ZM88 184H90V183H88ZM87 184V185H88ZM108 184V183H107ZM121 184V183H120ZM123 184H126V182L125 183H123ZM143 184V183H142ZM44 185V186H45ZM55 185H57V183L55 184ZM60 185V184H59ZM63 185V184H62ZM79 185V184H78ZM78 185H76L77 186V191L78 192H80L79 191V188H78ZM83 185V184H82ZM82 185L81 186H79V187H82ZM128 185V184H127ZM126 185V186H127ZM134 185H135V183H134ZM259 185H261V183H259ZM74 186V185H73ZM75 186V187H76ZM84 186H86V185H83V187ZM129 186V185H128ZM143 186V185H142ZM56 187V186H55ZM72 187V186H71ZM87 187V186H86ZM86 187H85V189H86ZM90 187V186H89ZM87 188L86 189V191H89V193H87L88 195H91L92 193H93V189H91V188ZM108 187H109V184H108ZM131 187V186H130ZM137 187H138V185H137ZM136 187V188H137ZM148 187H150V186H148ZM153 187V186H152ZM58 188H59V186H58ZM123 188V187H122ZM80 189H83V188H80ZM91 191H90V190ZM112 190H113V186H112V188H111ZM117 191H119L120 190V188L119 187H117ZM130 189V188H129ZM129 189H126L127 191L129 190ZM138 189V188H137ZM188 189V190H187ZM185 191L186 192H188V194L186 195L185 193V195L188 197V195L190 194V195H192V194H195V193H192V191L193 190H190L191 189V187L189 188H187ZM193 189V188H192ZM48 190V191H47ZM93 190V191H92ZM191 192H190V191ZM197 190V189H196ZM51 191V190H50ZM82 192H84L85 190H81ZM85 191V192H86ZM97 192H98V190H96ZM114 191H116V189L114 190ZM194 191H195V189H194ZM193 191V192H194ZM198 191V190H197ZM67 192V191H66ZM91 192V193H90ZM95 192V191H94ZM181 192H183V190L181 191ZM49 193V194H48ZM120 193H122L121 191H120ZM170 193V192H169ZM176 192H172L171 193V196L170 197H174V199L172 198H170L169 196H167V198L169 197L170 199H171V203H172V201L174 200V201H180V202H182L181 200H183V199H181V197L179 198L178 196H176V194H175ZM192 193V194H191ZM200 193H203V192H200ZM215 193V192H214ZM82 195H83V193H81ZM80 194V195H81ZM84 194H86V193H84ZM86 194V195H87ZM94 194V193H93ZM99 194V193H98ZM97 194V195H98ZM128 194H129V192H128ZM175 195V196H172V195ZM181 194H183V193H181ZM180 194V195H181ZM183 194V195H184ZM204 194V193H203ZM77 195V194H76ZM79 195V194H78ZM82 195H81V197H82ZM95 195V194H94ZM92 196V198L90 199L91 200V202H92V204H90L89 202V204L91 205V207H89L90 208V212H88V213H86V212H84V210L82 211V212H84L83 213V218H85V219H87V218H89L90 220H92L93 219V222H94V218H96V217H99V218H104L105 216H108V214L111 212V207L109 206L110 204H106L105 202L103 203L104 204V206L103 205H100V202L101 201H99V200H95V201H99V205H98V203H97V206L95 205L96 203L94 202V201H92V199L94 198V197H96V196ZM100 195V194H99ZM99 195H98V197H99ZM178 195V194H177ZM184 195V196H185ZM196 195V194H195ZM194 195V196H195ZM206 195V194H205ZM205 195H201V199H203V196H205ZM52 196V197H51ZM124 196V195H123ZM184 196H182V197H184ZM186 196H185V198H186ZM194 196L193 197H191L190 196V199L191 198H194ZM217 195L215 194V197H216ZM77 197V196H76ZM80 197V198H81ZM84 197H85V195H84ZM129 197V196H128ZM159 197V199L161 198L160 196H158ZM178 197V198H177ZM214 197V196H213ZM48 199L49 201H50V199H52V201H50V202H52L54 205H55V203H57V202H53V200L55 199H57V201H58V204H59V202L62 204V209L60 208V210H61V212H62V215H63V217L62 218H60V219H57L54 215H52V214H50V213H48V212H44V211H46L45 209L44 210H41L40 209V204L41 205H44V204H42L44 201H42V200H44V199ZM79 198V199H80ZM83 198V197H82ZM87 198H88V196H87ZM104 198V197H103ZM102 198V199H103ZM167 198L164 200V197L162 198V201L164 200L165 202H168V201H166L167 200ZM169 198H168V200H169ZM184 198V200H185V202H187L188 201V199L189 198H187V200ZM46 199V200H47ZM84 199V198H83ZM94 199H96V198H94ZM100 199V198H99ZM154 199V198H153ZM178 199V200H177ZM189 199V200H190ZM214 199V198H213ZM45 200V201H46ZM60 200V201H59ZM84 200H86V197H85V199ZM84 200H83V203H84ZM140 200V199H139ZM154 200H157L158 201V199H157V197H155V199ZM211 200H212V198H211ZM216 200V199H215ZM217 200H219V199H217ZM79 201V200H78ZM78 201H77V208H79V203L81 202H79L78 203ZM88 201V200H87ZM86 201V202H87ZM104 201V200H103ZM160 201V200H159ZM164 201L163 202H161V204L163 203L164 204ZM173 201V202H174ZM192 201V200H191ZM207 201H208V199H207ZM213 201V200H212ZM95 204H94V203ZM121 202V201H120ZM150 202V201H149ZM155 202L156 201H154V204H155ZM176 202H174V203H176ZM185 202H183V203H185ZM209 202H211V201H209ZM83 203H80V204H82L81 206H83ZM109 203V202H108ZM60 204V205H61ZM70 204V205H71ZM85 204H87V203H85ZM84 204V205H85ZM89 204H88V206H89ZM94 204V205H93ZM159 204V203H158ZM163 204H162V206H163ZM170 204V203H169ZM182 204V203H181ZM108 205V206H107ZM165 205V204H164ZM176 205H178V206H180V203L178 202ZM184 205V204H183ZM183 205H181V207L183 206ZM45 206H46V204H45ZM72 206V205H71ZM80 206V207H81ZM93 206V207H92ZM103 206V207H102ZM134 206V205H133ZM155 206V205H154ZM161 205H159V207H160ZM166 206H168V205H166ZM172 206H174V208H176L175 207V204L174 205H171V207ZM177 206V207H178ZM244 206V205H243ZM20 207V204L18 205V208ZM52 207V206H51ZM74 207V206H73ZM113 207H114V204H113ZM181 207H180V209H181ZM17 208V207H16ZM15 208V209H16ZM17 208V209H18ZM43 208V207H42ZM84 208H87V206L85 207L84 206ZM89 208H88V210H89ZM160 208H162V207H160ZM159 208V213L160 214H163L162 213V209H164L165 207L163 206V208L162 209H160ZM173 208V207H172ZM183 208V207H182ZM234 208V207H233ZM7 209V208H6ZM16 209V210H17ZM20 210H21V207L19 208ZM49 209V208H48ZM52 209H53V207H52ZM81 209H82V207H81ZM166 209H167V207H166ZM164 210V213L165 212H167V210ZM172 210V212H173V210H176V209H171V208H169L168 207V210ZM179 209V207H178V210L177 211H179L180 210ZM232 209V208H231ZM234 209H236V207L234 208ZM233 209V210H234ZM244 209V208H243ZM12 210V209H11ZM15 210V211H16ZM71 210H72V208L70 209V212H71ZM232 210V211H233ZM251 210V209H250ZM50 211V210H49ZM128 211H129V209H128ZM181 211V210H180ZM236 211V210H235ZM258 211V210H257ZM256 211V212H257ZM9 212H13V211H10L9 210ZM17 212H18V210H17ZM20 212H22V211H19V213ZM81 212V213H82ZM113 212H114V209H113ZM116 212V211H115ZM254 212V215L253 216H256V214L258 215V213L259 214H262L261 212ZM11 213L9 214V215H7V216H10L11 215ZM23 213H24V211H23ZM52 213V212H51ZM80 213V214H81ZM131 213V212H130ZM169 213H171V212H169ZM168 212H167V214H169ZM233 214V212H230V215H232ZM235 213H237V211L235 212ZM25 214V213H24ZM133 214H134V212H133ZM132 214V215H133ZM16 215V214H15ZM14 215V216H15ZM128 215V214H127ZM165 215V214H164ZM163 215V216H164ZM229 215V216H230ZM236 215V214H235ZM235 215H233V218L235 217ZM264 215V214H263ZM262 215V216H263ZM17 216V215H16ZM24 216H26V215H24ZM82 216V215H81ZM85 216V217H84ZM160 216V215H159ZM162 216V217H163ZM166 216V215H165ZM164 216V217H165ZM179 216H180V214H179ZM226 216V215H225ZM224 216V217H225ZM228 216V217H229ZM252 216V218L253 219H255L254 220V222H255V225H257V224H259L260 222H262V221H260V219L262 218L261 216H260V218H259V216L258 217H253ZM21 217V216H20ZM28 217V216H27ZM26 217V218H27ZM121 217H123V216H121ZM127 217V216H126ZM129 217H132V216H130V214H129ZM129 217H128V219H129ZM158 217V216H157ZM230 217H231V219H230ZM229 217V219H228V221L229 220H232V223H234V225H236L235 224V222H233V219H232V216H230ZM264 217V216H263ZM24 218V217H23ZM79 218H81V217H79ZM107 218V217H106ZM125 217H123V219H124ZM159 218V217H158ZM226 218V217H225ZM224 218V219H225ZM257 218L259 219V220H257ZM10 219H12V218H10ZM29 220H30V218H28ZM89 219H87L89 222H91ZM97 219V218H96ZM160 219H162V218H160ZM160 219H159V221H160ZM170 219V218H169ZM181 219V218H180ZM224 219H222L223 221H224ZM235 220H236V218H234ZM7 220V219H6ZM86 220V221H87ZM107 220V219H106ZM158 220V219H157ZM257 220V221H256ZM262 220V219H261ZM42 221H41V224H42ZM127 221V220H126ZM129 221V220H128ZM127 221V222H128ZM131 221V220H130ZM157 222L156 221V223H157V227L159 228V227H161V225L160 224H162L161 222ZM220 221H221V219H220ZM220 221H219V223H220ZM258 221H259V223H258ZM33 222V221H32ZM37 222H40V220L38 221L37 220ZM163 222V221H162ZM171 222H173V221H171ZM184 222V221H183ZM237 222H239L238 220H236V223ZM248 222V221H247ZM29 223H31L30 221H29ZM28 223V224H29ZM180 223H182L181 221H180ZM222 223V222H221ZM220 223V224H221ZM224 223H225V221H224ZM257 223V224H256ZM8 224V223H7ZM7 224H4V221H3V226H5V225H7ZM10 224V223H9ZM36 224L37 223H35L34 224V222L33 223H31V227H33V225H35L34 227H35V229H36ZM44 224V223H43ZM44 224V225H45ZM87 223H85L84 225H86ZM89 224V223H88ZM92 224V223H91ZM99 224V223H98ZM111 224V223H110ZM128 224H131V223H128ZM150 224V223H149ZM230 224H231V221H230ZM239 224H242V223H239ZM245 224V223H244ZM264 224V221H263V223L261 224L262 226H264L263 225ZM2 225V224H1ZM222 225H223V223H222ZM222 225H221V228H222ZM247 225V224H246ZM29 226V225H28ZM27 226V227H28ZM89 226V225H88ZM168 226V225H167ZM201 226V225H200ZM236 226H238V224L236 225ZM242 226H243V224H242ZM258 226H260V225H258ZM26 227V228H27ZM30 227V228H31ZM84 227H87V226H84ZM91 227V226H90ZM127 227V226H126ZM172 227H174V226H172ZM182 227V226H181ZM202 227V229L204 228L203 227V225L201 226ZM201 227H199L198 226V228H199V230H200V228ZM239 227V226H238ZM2 228V227H1ZM20 228V227H19ZM29 228V229H30ZM83 228V227H82ZM81 228V229H82ZM95 228V227H94ZM99 228V227H98ZM97 228V229H98ZM105 228V227H104ZM131 228V227H130ZM129 228V229H130ZM155 228H156V226H155ZM157 228V229H158ZM162 228H167V227H164V222H163V225H162ZM168 228H169V230L170 231H172V230H174L175 231V229H176V231H177V233L175 234V235H177L176 237H174V234L173 235H171L170 236V238L172 239H170L171 240V242L172 241H174V243H175V241L178 239V240H180V234L181 233H179V231L177 230V228L175 227V228H170L169 226H168ZM198 228H196V229H198ZM224 228V227H223ZM248 228H249V226H248ZM33 229V228H32ZM34 229V230H35ZM88 229H90V230H88ZM87 230L90 232V234L92 233L93 234V236H95V234L92 232V229L93 228H88ZM100 229H102V228H100ZM96 230V231H101V230ZM161 228H159V236L161 237V230L163 231V229H161ZM241 229H242V227H241ZM241 229L239 228V230L241 231ZM39 231L41 230V228H39L38 229ZM86 230V231H87ZM94 230V229H93ZM104 230H106V232H107V229H104ZM194 230V229H193ZM198 230V231H199ZM223 230V229H222ZM243 230V229H242ZM252 230V229H251ZM256 230V229H255ZM37 230H35V232H36ZM85 231V232H86ZM151 231V230H150ZM154 231H156V229L154 230ZM166 232L168 231V229L167 230H165ZM164 231V232H165ZM170 231H168V232H170ZM197 230H196V232H198ZM202 231V230H201ZM200 231V232H201ZM239 231V234H241L242 232H240ZM254 231V230H253ZM42 232V231H41ZM43 232H44V230H43ZM102 232H103V230H102ZM158 231H156V233H157ZM163 232V233H164ZM194 232V231H193ZM247 233H248V231H246ZM245 231H244V233H243V237H245V236H247V235H245V233H246ZM49 233V234H48ZM101 233V232H100ZM108 233V232H107ZM112 233V232H111ZM150 233H153L152 231L151 232H149L148 233V235L150 234ZM179 233V234H178ZM195 233V232H194ZM246 233V234H247ZM250 233V232H249ZM248 233V234H249ZM103 234H105V231H104V233ZM102 233L101 234H98L97 236H100V235H103ZM108 234H110V233H108ZM165 234V233H164ZM170 234H172V233H170ZM190 234V233H189ZM215 234V233H214ZM239 234H238V236H239ZM256 234V236H257V232L255 233ZM71 235V234H70ZM69 234H67L66 235V238H67V236H68V238H69V236H70ZM151 235V234H150ZM154 235V234H153ZM190 235H192V234H190ZM213 234H211L210 236H212ZM216 235V234H215ZM251 235V234H250ZM254 235V234H253ZM76 236V235H75ZM106 236V235H105ZM147 236V235H146ZM145 236V238H147ZM158 235H154V237H152L151 239V242H153L154 241V238L155 237H157ZM158 236V237H159ZM172 236H173V238H172ZM196 236H197V234H196ZM217 236H218V234H217ZM220 237L221 236H223V235H219ZM219 236L217 237L218 239L216 240L217 242V244H218V242L220 241H223V242H221V244L223 245V247H224V239H221L220 238V240H219ZM237 236V237H238ZM241 236V235H240ZM240 236H239V238H240ZM91 237V236H90ZM102 237V236H101ZM103 237H104V235H103ZM157 237V238H158ZM214 237V236H213ZM242 236H241V239L243 238ZM254 237V236H253ZM47 238V237H46ZM66 238H64V242L66 243ZM67 238V239H68ZM76 238V237H75ZM75 238H73V239H75ZM79 238H80V235H79ZM174 238H176L175 240H174ZM216 237H214V239H215ZM238 238V239H239ZM255 238V237H254ZM258 238H260V236H258ZM257 238V239H258ZM16 239V238H15ZM51 238H49V239H47L48 241L50 240ZM55 239V240H56ZM70 240H72V237L71 238H69ZM68 239V240H69ZM82 239V238H81ZM166 238H164L163 239V241L162 242H164V241H166V242H164V243H167L168 241H169V239H168V241H167V239L165 240ZM186 239V238H185ZM188 239H189V237H188ZM187 239V240H188ZM209 239H210V237H209ZM212 240H214L213 238H211ZM210 239V240H211ZM238 239H236V241L238 242L239 240ZM261 239V238H260ZM260 239H258V240H260ZM4 240V239H3ZM9 240V239H8ZM80 240V239H79ZM146 240V239H145ZM144 240V243L145 242H149L150 244H151V242L149 241V239H147L146 241ZM158 241V239H156L155 238V241ZM176 241V242H178V243H180V244H186V243H183L184 242V240H183V242L181 243V242H179V241ZM181 240V241H182ZM211 240V242H213ZM219 240V241H218ZM243 240V244H246L247 245V240H246V238H243L242 239ZM242 240H240V241H242ZM255 240H256V238H255ZM7 241V240H6ZM13 241V240H12ZM19 241V240H18ZM47 241V242H48ZM81 242L83 241V242H85L86 244L88 243V242H86V241H84L83 239L82 240H80ZM125 241V240H124ZM156 241V242H157ZM160 241V240H159ZM209 241V240H208ZM239 241V242H240ZM252 241V240H251ZM261 241V240H260ZM51 242V241H50ZM61 242H62V240H61ZM67 242H69V241H67ZM95 242V241H94ZM137 242H141V241H137ZM162 242L159 244L160 246H161V244H162ZM211 242H207V245L210 243L211 244ZM215 242V241H214ZM219 242V243H220ZM236 242V243H237ZM19 243V242H18ZM17 243V244H18ZM27 243V242H26ZM31 243H33V242H31ZM52 243H53V241H52ZM63 243L64 245H66V244H68V245H73V243H78V238L74 241V242H72L71 241V243ZM96 243V242H95ZM102 243V242H101ZM139 243H135V246H137ZM143 243V242H142ZM142 243H140V245L142 244ZM144 243H143V247H145L144 246ZM174 243H170V244H174ZM178 243H175V244H177V246H179L178 245ZM253 243V242H252ZM261 243V242H260ZM2 244V243H1ZM9 245H10V243H8ZM13 244V245H12ZM21 244V243H20ZM56 244H58L57 242H56ZM60 244V243H59ZM78 244H80V242L78 243ZM82 244H84V243H82ZM85 244V245H86ZM89 244H90V242H89ZM98 244V243H97ZM137 244V245H136ZM150 244H147L146 245V247L145 248H147V246L149 245V246H152V244L150 245ZM158 244V243H157ZM169 244V243H168ZM174 244V246L175 247H177L176 245ZM209 244V245H210ZM213 245H215V243H212ZM255 244V243H254ZM258 244V246H257V248H259V243H257ZM256 244V245H257ZM2 245H7V243H3ZM11 245L12 246H8V249H9V247H16V245L14 244V243H11ZM25 245V244H24ZM70 245V246H71ZM76 245V244H75ZM85 245H84V247H85ZM99 245V244H98ZM156 245V244H155ZM155 245L152 247L153 249H154V247H155ZM166 245V244H165ZM190 244H187V245H185V246H183V248H185V249H189V248H191L190 246H189ZM240 246V244L238 243L237 244V246ZM242 245V244H241ZM246 245H243V246H240L241 248L243 247L245 250L247 249V248H245V246ZM18 246V249L17 250H20V246L19 245H17ZM67 246V245H66ZM96 246V245H95ZM148 246V249H147V251H145V249H143L144 250V253L146 252V254H147V252H149V249L151 250L152 248L151 247H149ZM157 246V245H156ZM160 246H158L159 248H162V247H164V245L162 246V247H160ZM167 246V245H166ZM169 246V245H168ZM181 246V247H180ZM179 247H177V248H180V250H182L181 248H182V245H180ZM186 246H188L189 248H186ZM217 246V245H216ZM221 246V245H220ZM4 247V246H3ZM27 247V246H26ZM35 247V246H34ZM33 247V248H34ZM73 247V246H72ZM79 247L81 248V246L79 245ZM83 247V246H82ZM121 247V246H120ZM142 247V248H143ZM172 246H169V248H171ZM206 247V246H205ZM17 248V247H16ZM25 248V247H24ZM32 248V247H31ZM96 248V247H95ZM136 248H138V250L141 248L140 246H137ZM142 248L140 249V252H141V250H142ZM165 248V247H164ZM168 248V247H167ZM197 247H195V248H192V249H196ZM209 248V247H208ZM212 248V250L214 251V249H213V246L212 247H210V249ZM214 248H217V247H215L214 246ZM255 248V247H254ZM6 249V248H5ZM26 249V248H25ZM25 249H22V250H25ZM73 249H74V247H73ZM79 249V248H78ZM87 249V248H86ZM101 249H102V247H101ZM104 249V248H103ZM152 249V250H153ZM185 249H183V250H185ZM200 249V248H199ZM210 249H208V251L210 250ZM236 249H238V247L236 248ZM236 249H234V250H236ZM256 249V248H255ZM7 250V249H6ZM5 250V251H6ZM15 251V250H13V251H15L16 253L18 252V251ZM21 250V252L23 253L24 251H22ZM94 252H95V250L94 249H92ZM91 250V251H92ZM137 250V249H136ZM143 250H142V252H143ZM151 250V251H152ZM157 250V249H156ZM209 251V252H211V253H214L213 251ZM215 250H217V249H215ZM249 250V249H248ZM9 251H10V249H9ZM12 250H11V252H13ZM27 251V250H26ZM37 250H35V252H36ZM87 251V250H86ZM92 251V252H93ZM151 251H150V253H151ZM170 251H171V249L169 250V253H170ZM189 252H185V251H183V253H182V258H183V260H185L186 261V255H189L190 254V250H188ZM193 251H195V250H193ZM193 251H191V253L193 252ZM201 251V250H200ZM205 252V254L208 252L207 251V247L205 248V250H204ZM207 251V252H206ZM218 251V250H217ZM231 251V250H230ZM237 251V250H236ZM239 251V253L241 252L240 250H238ZM247 251V250H246ZM250 251V250H249ZM254 251V250H253ZM256 251L258 252H261L260 251V249H256ZM255 251V252H256ZM13 253L11 256H14L13 258H9V257H7L6 256V258H7V260H5L6 258L5 257H2L1 255V258H4V262L5 261H7V263H10V264H21L22 263V260H23V262L25 263V261H24V259H25V257L26 256H24V255H21L20 253V255L18 256H16L15 257V255L14 254H16V253ZM30 252V251H29ZM29 252H27V254L29 253ZM33 251H31L30 253H31V255L33 256V253H35V252H33ZM39 252V251H38ZM76 252H81L80 250L79 251H76L75 250V253ZM92 252H90V253H92ZM93 252V253H94ZM113 253H114V251H112ZM136 252H139V251H136ZM155 252V251H154ZM161 252V251H160ZM167 252V254L169 255V253H168V251H166ZM172 252V251H171ZM175 252V251H174ZM182 252V251H181ZM184 252L186 253V254H184ZM196 252H197V254H199V252L196 250ZM228 252V251H227ZM227 252H226V254H227ZM235 252V251H234ZM257 252L255 253L256 254V260H258V259H260L259 258V256H258V254H257ZM7 253V252H6ZM25 253V252H24ZM37 253V252H36ZM35 253V254H36ZM72 253H74V251H72ZM90 253H89V255H90ZM92 253V254H93ZM97 252H95V254H96ZM144 253H143V255L141 256L142 258H143V256H147V255H144ZM157 253V252H156ZM187 253H189V254H187ZM195 253V252H194ZM233 253V252H232ZM245 255L247 254V256L250 254V252H243ZM26 254V253H25ZM26 254V255H27ZM94 254V257L96 256H98L97 254L95 255ZM117 254V253H116ZM116 254L114 255V254H112V255H114L113 256V258L116 256ZM142 254V253H141ZM149 254V253H148ZM152 254H153V252H152ZM152 254H149L150 255V257H149V255H148V262H150V260H151V256H152ZM155 254V253H154ZM158 254V253H157ZM161 254H164V253H161ZM166 254V255H167ZM184 254V255H183ZM193 254V253H192ZM208 254V253H207ZM206 254V255H207ZM259 254H261V253H259ZM6 255V254H5ZM7 255H9V254H7ZM30 255V254H29ZM27 256V257H30V256ZM109 255H111V254H109ZM140 255V253H138V256ZM194 255V257H196V254H193ZM210 254H208V256H209ZM242 255V254H241ZM241 255H240V257H241ZM10 256V255H9ZM24 256V257H23ZM36 256V255H35ZM38 257L40 256L39 254L37 255ZM75 256V255H74ZM86 256H87V254H86ZM118 256H120V255H118ZM118 256H116V257H118ZM184 256V257H183ZM186 256V257H185ZM190 256V255H189ZM203 256H204V254H203ZM225 256H227V255H225ZM225 256L223 257V259H224V261H225ZM237 256V255H236ZM244 256V255H243ZM242 256V257H243ZM247 256H246V258H247ZM69 257V256H68ZM79 257V256H78ZM77 257V258H78ZM91 257V256H90ZM90 257H89V259H87L86 258V260H83V262L85 261H87V263H88V260L90 261ZM157 257H158V255H157ZM156 257V258H157ZM165 257V256H164ZM170 257V256H169ZM194 257H192L191 256V258H193V260L192 261H190L191 262V264H199V262L201 263V264H203V260L202 259H200L199 258V260H197L198 259V257L199 256H197V259L196 260H194ZM201 257V256H200ZM205 257V256H204ZM239 257V256H238ZM242 257H241V259H242ZM245 257V256H244ZM33 258H35V257H33ZM37 258V257H36ZM41 258V257H40ZM40 258H37V260L38 261H36L35 263H38L39 264V261H40ZM70 258H72V257H70ZM74 258H76V257H74ZM76 258V259H77ZM102 258H104V257H102ZM106 259H108L107 257H105ZM110 258H112V256L110 257ZM127 258V257H126ZM159 258V257H158ZM190 258V259H191ZM226 258H229V256H227ZM236 258L237 257H235L234 259L236 260ZM30 259V258H29ZM41 259H43V258H41ZM46 259V258H45ZM45 259H43L44 261H45ZM49 259V258H48ZM54 259V258H53ZM55 259H56V257H55ZM59 259V258H58ZM66 259V258H65ZM82 259H85V257L84 258H82ZM92 259H93V257H92ZM97 259H100V258H98L97 257ZM96 259V260H97ZM117 259H120V261L122 262V260H124L123 259V257H122V260H121V258L119 257V258H117ZM145 259H147V257L145 258ZM160 259V258H159ZM157 260V262L158 263H160V262H163L161 259L160 260ZM174 259V258H173ZM253 259H254V257H253ZM28 259H26V261H27ZM36 260V259H35ZM35 260H32V263L35 261ZM47 260V259H46ZM51 260V261H50ZM50 260H48V261H46L48 264L50 263V262H55V260H53L52 261V259H50ZM68 260V258L66 259V261ZM75 260V259H74ZM77 260H79V259H77ZM94 260H95V258H94ZM95 260V261H96ZM102 260V259H101ZM113 260V259H112ZM127 260H128V258H127ZM143 260V259H142ZM183 260H181L182 262L180 263V264H184L183 263ZM200 260H202V262L200 261ZM206 260V259H205ZM228 260V259H227ZM243 260V259H242ZM255 260V259H254ZM2 259H0V264H3L2 263ZM21 261V262H20ZM44 261H41V262H44ZM50 261V262H49ZM57 261V260H56ZM65 261V262H66ZM76 261V260H75ZM73 262L72 264H81V262L80 261H77V262ZM91 261H93V260H91ZM90 261V262H91ZM103 261H104V259H103ZM111 261V260H110ZM125 261V260H124ZM143 261H145V260H143ZM146 261V262H147ZM160 261V262H159ZM199 261V262H198ZM224 261L223 262H221V263H224ZM239 261H241V260H239ZM28 262H30V261H28ZM28 262H26L27 264H28ZM41 262H40V264H41ZM59 262V260L57 261V263ZM68 262V261H67ZM71 262V261H70ZM83 262H82V264H83ZM84 262V263H85ZM98 262H99V260H98ZM102 262V261H101ZM111 262H113V261H111ZM115 263H112V264H116V259H115V261H114ZM126 262H128V261H125V263ZM152 262V261H151ZM204 262H206V264H208L207 263V261H204ZM254 262V261H253ZM6 263V264H7ZM23 263V264H24ZM25 263V264H26ZM47 263H43V264H47ZM56 263V262H55ZM55 263H52V264H55ZM56 263V264H57ZM103 263V262H102ZM154 263H156V262H154ZM165 263V262H164ZM177 263V262H176ZM185 263H187V261L185 262ZM235 263L236 264H238V262H236L235 261ZM258 263H261L262 264V262H261V260L259 261L258 260V262H257V264ZM29 264H31V263H29ZM58 264H60V263H58ZM71 264V263H70ZM86 264V263H85ZM89 264V263H88ZM97 264H101L100 262L99 263H97ZM107 264V263H106ZM117 264H119V261H118V263ZM121 264V263H120ZM122 264H124V262L122 263ZM126 264H129V263H126ZM148 264V263H147ZM166 264H168V263H166ZM172 264H173V262H172ZM174 264H175V262H174ZM254 264V263H253Z\"/></svg>", "mask_w": 264, "mask_h": 264}]
</instances>
